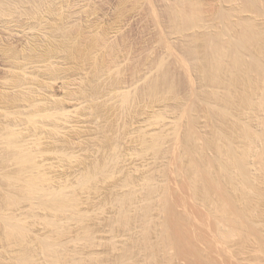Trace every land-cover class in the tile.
Wrapping results in <instances>:
<instances>
[{
    "label": "rangeland",
    "instance_id": "rangeland-1",
    "mask_svg": "<svg viewBox=\"0 0 264 264\" xmlns=\"http://www.w3.org/2000/svg\"><path fill=\"white\" fill-rule=\"evenodd\" d=\"M16 2L18 1V0H15ZM21 2L20 3H22V8H20L21 7V4L19 3V5H18V3H16L19 7V9L21 10V13H28V12H26V11H29V13H31V12H35L36 11V6H38L39 5V7L41 6V8H40V12H42V13H45V12H43V10L44 11H47L46 10V8H47V5L46 4H50L49 2L51 1H49V0H20ZM58 1V0H57ZM57 1H56V4H57V6L61 3L60 2V0L58 1V3H57ZM62 1V5L60 4L59 6H61V8H60V10H59V13H61V10H62V13H64L65 15L67 14V13H71L72 14V12L73 11H75V14H78V15H76V16H79V14L80 13H83V15H81L80 14V20H82V21H84L85 19H86V17L88 18V16H90V13H91V17L93 18V19H89V18H91V17H89L88 18V26H93L92 27V29H94L95 31H96V26L94 27V24H93V22L95 21L96 22V24H97V22L98 21H100L101 22V20L102 21H104V24H102V22L100 23L99 22V24H98V26H100V27H97V28H99V30L102 32V33H104V32H108V34H107V36H108V39L110 38L111 40H110V42H109V44H111L112 45V42H115L116 43V40H117V44H115V43H113V45H116V46H114L115 48L116 47H118L117 49V51H116V53H115V57L122 51L123 53H120V57H121V59H120V57L119 56H117L115 59H117L116 61H118V62H114V65H115V69H116V71L114 70V69H112V71L114 70V72H112L111 71V73L109 72L108 74L107 73H104V74H107V76L106 77H108V75H109V77L106 79L104 76V74H103V79L102 78H100L101 80H104V79H106L105 80V84L103 83V85L104 86H102L101 84V80H99V85H101V87H104V89L103 90H105V88H106V82H108L109 83V79L111 80V78L113 79V80H111L110 81V86L111 87H109V84L107 83V88H106V90L105 91H107V89H109V90H111V89H113V91H114V89L115 90H119V91H122L123 92V90L122 89H124L125 87V91L127 90V92H125L124 91V93H120L121 95H123V94H128V93H131L130 95H132L131 96V101H133V102H131V104L132 103H134V105H132L131 106V104H130V108L132 109L133 108V110H127L126 112L125 111H121L122 113H117L118 112V110L119 109H117L118 107L120 108V110L122 109L123 110V108L125 109L126 108V106L124 105V103L123 104H121L122 102H120V100L122 101V97H121V95L119 96L118 94H119V92L118 91H116V93H118L117 95H116V93H115V95L116 96H118V98H119V101L117 100L118 98H116L115 97V95H113L114 94V92L110 95V93H111V91L109 92V91H107L106 93H105V91H103V92H101L102 94L103 93H105L106 95H109V100H107L106 102H105V104H103L102 102L104 101V100H106L105 99V97L107 98L108 96H106L105 94H103L101 97H99V99L97 98V100L95 99L94 101L97 103L99 100V102H98V105H97V107H95L96 106V103L93 101L92 102V100L91 99H87L86 101H83V99L85 100V98H81V97H79V99H76V97L78 98V95L79 94H75L74 95V98L73 97H71L70 96V98L68 97V95L67 94H63L65 91L63 90L64 88H65V90H67V87L65 86H63V82L65 81H63V79H56V80H58V81H55L54 80V83H56V85L55 84H51V83H53V81L50 83V85H52V87H56L55 89L56 90H54V91H52L51 89H50V91L52 92V94H53V92H55V93H57L58 92V95L57 94H55V96H53V97H55V98H59L60 99V97H61V95L63 96V98H64V95H66L68 98H69V101H68V98L65 96V98H64V100L63 101H65L66 102V105L74 112H72L71 111V115H70V117L73 115V116H75V115H79L78 117L77 116H75V117H73L72 116V118H74V120L76 119V121H77V119L79 118L80 119V126L78 125L77 126V124H78V122L79 121H77V123H75L76 124V126L78 127H76L75 126V128H77L76 130H78V131H80L79 130V127L81 128V132H77V131H75V130H73V131H75V133L74 132H71V131H67V132H65V131H63V129L61 130V133H59L58 135L59 136H61V135H63L64 133H65V135H66V137L63 135L62 137L64 138L65 137V139L66 138H68V135L67 134H70L69 135V137L70 138H68V139H72V138H74V139H72V141H78L79 142V140L81 139V137H82V135L84 134L85 136H87V137H85L84 135H83V140H80V141H84L83 143H85L86 141H90L91 140V138H92V141H90V144H94V145H92V147H93V149L92 150H90L91 148L89 147L88 148V146H91V145H89V143H87V145L86 144H83L82 142H79V143H81L80 145L82 146V147H80V149L81 148H88L89 149V151H87V149L86 150H84V151H82L83 149H81L79 152H82V153H80L79 154V152H75L74 151V149L76 148L77 150L79 149V148H77L78 146L77 145H79V144H75V148H73V149H70V151L69 152H71V154H72V152H73V154H74V152H75V154L76 155H72V156H74V159H79V162L82 160V161H84L83 159L84 158H81V157H84V156H89L90 157V160H89V157H85V159L86 158H88L87 160H88V165H81V166H84V168H86V166H89V167H87V169H84L83 167H81L80 168V165H78L79 163H78V161L77 160H75L77 163H75V162H73L72 161V159L73 158H71L70 160L72 161V165L74 166V167H77L76 169L75 168H73V167H71V165H69V163L68 162H71L68 158V156H66V154H65V156L66 157H64L63 158V154L61 153L60 154V152H59V156H56V154H53L52 152H49L50 154L52 153L53 155H54V158H55V161H53V159L54 158H52L53 157V155H52V157H51V155L49 154V156L52 158V159H50V162H47V163H51V160L54 162V164L53 165H56V168H51V169H46V173L47 174H49V178L50 179H52V180H49L48 181V183H49V185L51 184V186H54L53 187V189L55 190V189H57L58 187H59V185H60V180H62L61 181V183H62V185H67L66 184V182L68 183V185L67 186H69V184L71 185V192L73 193V195H76V197L75 196H73L72 197V195H71V197L72 198H70L71 200H73V198H74V200H76V198H77V201H79V203L77 204V203H75L74 201H72V203H75L77 206H75L74 207V204H73V206H72V203H70L71 202V200H70V202H68L69 200H65L64 202H66V204H67V202L68 203H70L71 205L70 206H68L67 205V207H68V209H70V210H68L69 211V213L71 214V211L73 212L72 213V215H71V219H70V217H69V219H67V218H65L66 220V224L64 223V225H63V222H64V220H63V222H62V225L63 226H65L63 229L64 230H66L65 231V236L63 235V237H65L66 238V236H67V238L68 237H70V236H72L73 238V240H75L76 238L78 239V238H81L82 237V239H83V236H84V238H85V240L86 239H88V237L89 236H91L92 235V233H93V235H92V237H94V239H96V241H95V244L96 245H94V246H92V244H94V242L92 243V242H90V243H88V245H86V247L85 246H82V251H81V253H83L84 254V252H86L85 254H87V253H90L89 255L91 256V255H94V257L96 256V258H97V256H98V259H93V257H92V259H91V262H92V260H94L95 261V263L96 264H98V262H96V261H100V264H110V263H114V264H117V263H115V262H117L118 261V264H126V263H128V262H131V258H132V263L134 262V264H146L145 262H147V261H149V264H152V261H156L155 262V264H169L170 262V264H257L256 263V261H253V260H250L251 258L250 257H253V256H248L247 257V255H242V254H245V252H243L242 254H241V248L242 247H244L245 246V243H247L248 245H246L245 247H248L250 244L249 243H251L250 241H246V239L247 238H243L242 236L241 237H239V236H235V239L232 241V239L231 240H227L225 237H223L220 233H218V230L216 229V220H215V214H213V211L215 210V208H214V210L212 211V209H213V207L215 206V205H213L215 202H217V200L218 199H220L219 197H224V192L226 191V194L225 195H227V192H228V190L229 191H231V190H233L232 192H235V188H233V189H230L231 187H229L228 185L230 184L229 182H227V178H226V175H225V173H223L222 171H221V169H218V167L216 168L215 166H217V160L215 159L214 160V158L216 157H218V155L216 154V152H214V150H216L217 151V148L215 147V145H212L215 141H216V145H217V140H218V142H225L226 141V137H223L224 135L223 134H220V132H218L219 130H221V127L222 128H224L225 130H227V131H230L231 132V129L232 128H236V130H234V129H232V130H234V131H232V133L234 134V140L237 142L236 144L237 145H239L240 147L242 146V145H244V147L245 146H248V145H245V143L246 144H248V142H250V139L248 138V136H245V133L243 134L242 133V131L240 130V129H238V125H237V123H238V121L239 120H242V119H245V118H241L240 119V116L238 117V114L239 115H242L241 117H247V114H248V112H245V110L247 109V107H245L244 108V106H247L246 104H244L245 103V99H244V95L242 94V93H240L241 92V90L243 89V87H244V83H243V85H241V81H239V82H237V84L239 85V83H240V85H241V87H242V89L240 88V85L238 86L237 85V88L236 87H234V88H236L234 91H233V94L231 95L232 97H230L231 98V100H230V102H229V98L228 97H226L227 95V92H226V94H225V92L224 91H227V90H224L227 86L225 85V87H224V85H223V88H222V85H221V88H219L218 87V90H216V86L217 85H215V88H213L214 87V85H210V84H208L209 86H204L205 84H202V82H201V80L202 79H200V76H201V73H200V71L199 70H196L197 68H199V67H201L202 65L204 66L206 63H207V60L205 61L204 59H205V54L207 53V51H209V49H211V48H213V50L215 49V47L217 46L216 44H222L223 43V39H226L225 41L226 42H228V41H231V39H232V41H231V44H235L236 43V38H234L235 36V34H237V32L240 30L239 28H243L247 23L249 24V25H252V23H253V28H254V26H259L258 27V29L255 27V29L256 30H260L261 32L263 31L264 32V30H262V28L264 27L263 25H264V19H263V16H264V0H257V2H256V0H253V2H251L252 0H247V1H249V3L246 1V3H245V1L244 0H237L238 2H234V1H231V4L230 3H225V2H227L226 0L225 1H223V0H199V2L197 1V0H195L196 2H198V4H201L202 2L204 3V2H206L205 4H201L200 5V7H202L203 8V10H202V8L200 9V7H199V5H198V7L197 6H195V4H197V3H195V1H192V2H190L189 0H187V2L185 1V0H183V1H185V2H183L182 0H61ZM242 1H243V3H242ZM254 1L256 2V3H254ZM60 2V3H59ZM139 2V3H138ZM193 4V2L195 3V4H191V6H190V4ZM225 4H224V3ZM228 2H230V0L228 1ZM186 3H188V4H186ZM233 3H241L242 5L244 4V5H246L247 3V5H248V7H246V6H244L243 5V7L244 8H247V10H248V13H245V15L247 16V17H249L247 20L246 19H244L243 18V20H242V18L241 17H245V16H243L242 14V16L240 15V13H238L239 14V16L236 14V8H240L241 6L238 4H233ZM253 4V6H252V4ZM257 3H258V5H257ZM261 3V4H260ZM227 4H230V5H232L231 6V8H230V5H227ZM256 4V5H255ZM43 5H45V8H43L44 6ZM64 5V6H63ZM73 5V6H72ZM79 5H81V6H79ZM176 5V6H175ZM250 5H251V7H253L252 9H251V7H250ZM262 5H263V7H262ZM35 8H34V7ZM63 6V7H62ZM68 6H71L70 7V9L69 10H73V11H69L67 8H69ZM82 6L84 7V8H82ZM184 6V7H183ZM187 6V7H186ZM193 6V8L195 9L196 7L198 8V10L197 9H195V11L197 10V12H195V13H199L201 10L203 11H201V13L202 14H200V16L202 17V18H200V16H199V14H198V18H200V21H198V22H201L202 20L201 19H204L202 22H204V21H207L206 23L204 22V23H201L202 25H200L199 24V28H197L196 30H192V29H189L188 31H191V32H188V31H186V33L185 34H183L182 35V33H184L183 31H182V29L180 30V32H178L179 31V25L180 24H182L181 23V21H180V24H177L178 22H179V19H177L176 21L174 20L175 18H177V16H180V17H182V16H184L186 13L188 14V12L190 11H192V10H194L193 8H192V10H191V7ZM226 6V7H225ZM234 6V7H233ZM240 6V7H239ZM255 6V7H254ZM259 6V8H257ZM24 7H25V10H24ZM29 7V8H28ZM65 7H66V9H65ZM79 7V8H78ZM165 7H168V8H165ZM236 7V8H235ZM31 8H33V9H31ZM73 8V9H72ZM76 8V9H75ZM81 8H82V11H80L81 10ZM171 8V9H170ZM181 10V12L179 13V9ZM182 8V9H181ZM229 8V9H228ZM255 8H257V10L255 9ZM27 9H29V10H27ZM35 9V10H34ZM37 9H39V8H37ZM184 9H186V10H184ZM19 10V11H20ZM24 12H23V11ZM164 10H165V12H164ZM179 10V11H178ZM182 10H184V11H182ZM189 10V11H188ZM225 10H226V12H225ZM235 10V11H234ZM254 10H256V11H254ZM260 10H261V12H260ZM263 10V11H262ZM39 11V10H38ZM78 13H77V12ZM84 11V12H83ZM168 11V12H167ZM188 11V12H187ZM199 11V12H198ZM231 11H234V15L232 14L233 12H231ZM254 11V12H253ZM18 12V10L17 11H15L14 13H17ZM33 12V13H34ZM49 12V10L47 11V13ZM66 12V13H65ZM209 12V13H208ZM257 12V14H254V13H256ZM20 13V12H19ZM18 13V14H19ZM50 13H51V11H50ZM84 13H86V14H88V15H84ZM93 13V14H92ZM96 13V16L95 17H97V13H98V17H97V19H95V17H93L94 16V14ZM168 13H170L169 14V16L173 13L174 15H171L170 17H168ZM182 13V15H180ZM211 13H212V15H211ZM224 13H225V15H224ZM230 13V14H229ZM250 13H251V15H250ZM253 13V14H252ZM259 13H260V16H258L259 15ZM70 14V15H71ZM177 14V15H176ZM186 14V15H187ZM207 14V15H206ZM228 14V15H227ZM235 14H236V16H235ZM262 14H263V16H262ZM70 15H68V17L70 16ZM209 15V16H208ZM67 16V15H66ZM65 16V17H66ZM173 16V17H172ZM226 16V18H227V21L225 20V17ZM231 16V17H230ZM253 18H252V17ZM256 16V17H255ZM83 17H85V18H83ZM207 17V18H206ZM214 17V18H213ZM236 17V18H235ZM241 19H240V18ZM78 18V17H77ZM168 18H170V19H168ZM213 18V19H212ZM233 18V21L232 20H230V19H232ZM238 18V19H237ZM250 18H252V19H254V21L251 19L250 20ZM95 19V20H94ZM101 19V20H100ZM173 19V20H172ZM207 19V20H206ZM211 19H212V22H211ZM236 21H238L237 22V24H234V23H236L235 22V20ZM89 20L92 22V24L89 22ZM93 20V21H92ZM170 20H172V21H170ZM210 20V21H209ZM221 20V21H220ZM231 22H230V21ZM249 20H250V22L251 21H253V22H251V23H249ZM260 20V21H259ZM85 21H87V19L85 20ZM84 21V22H85ZM171 23H175L174 25L173 24H170L169 25V23L170 22ZM226 21V22H225ZM247 21V22H246ZM257 21V22H256ZM263 21V22H262ZM94 22V23H95ZM177 22V23H176ZM218 22V23H217ZM219 22H221V23H219ZM230 22V24H228ZM232 22H234V23H232ZM241 22L243 23V25H240L241 24ZM246 24H245V23ZM261 22V23H260ZM109 23V24H108ZM227 23V24H226ZM240 23V24H239ZM258 25H257V24ZM95 24V25H96ZM254 24H256V25H254ZM262 24V27L260 26ZM101 25H103V26H101ZM109 25V26H108ZM173 25V26H172ZM177 25L179 26L178 28H177ZM216 25V26H215ZM228 25H230V26H228ZM236 25H240L239 27L238 26H236ZM249 25H246V26H249ZM13 26V27H12ZM10 28H11V30L10 31H12V32H14V30H15V34L16 33H19V34H16V35H14V36H12L11 34H12V32H10L8 29L6 30V34H7V32L9 31V33H11V34H7V37H9V35H11L9 38L12 40V39H17L18 41L20 40L19 39V37H20V35H21V33H22V29L19 27V29H18V26H15V25H12ZM15 26V27H14ZM229 27L230 29H228L227 27ZM234 26V27H233ZM237 28H236V27ZM102 27L104 28V29H102ZM113 27V28H112ZM171 27H173V30L171 29ZM174 27H176V28H174ZM203 27V29H201V30H198V29H200V28H202ZM218 27V28H217ZM18 30H17V29ZM101 28V29H100ZM109 28V29H108ZM118 28V29H117ZM171 30H170V29ZM181 28V27H180ZM205 28H206V31H205ZM260 28V29H259ZM107 30V31H104V30ZM111 29V30H110ZM120 29V30H119ZM168 29V30H167ZM178 29V30H177ZM208 29V30H207ZM214 29L216 30V32H215V34H213L214 33ZM218 29H219V31H218ZM232 29H233V31H232ZM237 29V31H235V30ZM264 29V28H263ZM98 30V31H99ZM110 31V33H109V31ZM203 30V31H202ZM220 30H221V32L222 31H224V32H222L223 33V36L224 37H221L220 36ZM229 30H231V32L229 31ZM17 31H20V32H17ZM97 31V32H98ZM99 31V32H100ZM173 31V32H172ZM176 31V32H175ZM196 31H202L203 32V34H205L206 32V34L205 35H202V32H200L201 33V36H200V33L199 32H197L198 34H199V36L200 37H204V38H199L200 40H198V39H195V40H197L196 42L193 40H191V39H193L194 37V35H195V33L194 32H196ZM25 32V31H24ZM171 32V33H170ZM205 32V33H204ZM229 32L231 33V34H229ZM236 32V33H235ZM262 32V33H263ZM112 33V34H111ZM115 33V34H114ZM169 33V34H168ZM220 33V34H219ZM226 33H228V35L226 34ZM235 33V34H234ZM239 34H240V32H238ZM261 33V34H262ZM23 34V33H22ZM25 34V33H24ZM22 35L23 37L25 36V35ZM173 34V35H172ZM175 34H178V35H175ZM194 34V35H193ZM198 34H197V36H198ZM219 34V35H218ZM225 34V35H224ZM260 34V35H261ZM18 35V36H17ZM234 37H233V36ZM22 36H21V38H22ZM113 36V37H112ZM117 37V39L115 40V37ZM191 37V38H189V37ZM210 36V37H209ZM217 36H219V37H221V38H223V39H220V38H218ZM263 36V37H262ZM261 37L262 38H259L258 40H260V39H262L261 41H259L258 42V40H256V42H255V40L253 41V42H255V43H253V45H248L249 46V50L248 49H246L245 51H244V53H243V55H242V57L244 56V58H243V61H246V59H247V61L250 63V61L249 60H251V63H254L255 64V66H257V63H255V61H257L258 63H259V66H261L262 67V69H263V71H264V58L262 57V55H264L263 53H264V40H263V38H264V35H262ZM14 37V38H13ZM17 37V38H16ZM112 37V38H111ZM169 37V38H168ZM186 37L188 38V39H186ZM193 37V38H192ZM216 37V38H215ZM225 37H227V38H225ZM230 39H229V38ZM231 37H233V38H231ZM178 38V39H177ZM213 38V39H212ZM9 39V40H10ZM121 39V40H120ZM214 39H216V41L214 40ZM218 39L219 40H222V42L220 41H218ZM229 39V40H228ZM235 39V40H234ZM10 40V41H11ZM113 40H115V41H113ZM192 41V43L191 42H187V41ZM210 40V41H209ZM12 41H14L15 42V40H12ZM109 41V40H108ZM174 41V42H173ZM214 41V42H216V44L215 43H212V42ZM224 41V44L226 45V44H230L229 42L228 43H226ZM181 42V43H180ZM209 42L211 43V44H209ZM218 42V43H217ZM252 42V41H251ZM261 42H263V43H261ZM176 43V44H175ZM189 44L188 46H187V44ZM190 43L191 44H197L198 45V49L197 50H199L200 48H202V49H200L199 51L202 53L201 55H200V52H199V54H195V52H193V50L195 51L196 50V47H197V45H194V48H193V45H192V49H190V51L192 50V52H193V56H191L190 55V51H189V48H190ZM257 43V44H256ZM205 44V45H204ZM216 46H215V45ZM258 44H259V47H257L258 46ZM204 45V46H203ZM207 45V46H206ZM211 45V46H210ZM235 47H236V44L234 45ZM252 46H253V48H252ZM260 46H261V48H260ZM189 47V48H188ZM233 47V46H232ZM262 47H263V49H262ZM205 48H207L206 50H204ZM227 48H228V46H227ZM231 48V46L229 45V48L228 49H230ZM237 48V47H236ZM245 48V47H244ZM256 48H257V50H256ZM232 49H234L233 51H235L236 49L233 47ZM255 49V50H254ZM196 50V51H197ZM237 50H240V49H238L237 48ZM244 50V49H243ZM251 50H254V51H252V53H253V55H251V53L250 52H247V51H251ZM204 51V52H203ZM212 51V49L210 50V52ZM261 51V52H260ZM191 52V53H192ZM206 52V53H205ZM236 52H238V51H236ZM243 52V51H242ZM245 52H247V53H245ZM256 52V53H255ZM262 54H260V53ZM263 52V53H262ZM196 53H198V51L196 52ZM239 53V52H238ZM250 53V54H249ZM123 54V55H122ZM196 55V58H195V55ZM240 54H241V51H240ZM247 54V55H246ZM163 55V56H162ZM246 55V56H245ZM251 55V56H250ZM255 55H257V56H259L260 55V57H261V59H260V57H257V56H255ZM150 57V59H149V57ZM162 56V57H161ZM191 56V57H190ZM193 57H194V59H193ZM198 57V58H197ZM201 57H202V59H201ZM248 57V58H247ZM249 57H252V58H249ZM257 57V58H256ZM166 58V59H165ZM189 58V59H188ZM256 58V59H255ZM259 58V59H258ZM200 60V62H198V60ZM254 59V60H253ZM122 61V63H121V61ZM162 62H161V61ZM196 60V61H195ZM253 60V61H252ZM195 61V62H194ZM203 61H204V63H203ZM247 61H246V63H247ZM263 61V62H262ZM149 62V63H148ZM198 62V63H197ZM202 62V63H201ZM60 63L61 64H63V66L62 65H60ZM67 63V61H63V63L60 61L59 63H58V66L60 67H64V66H67V65H64V64H66ZM74 63V62H73ZM71 64L70 65V62L68 63V67H64L63 69L65 70V68H66V70L65 71H67V68H69L68 69V71L70 70V69H72L73 68V70H70L69 72L71 73H69V74H67V75H69L70 77H72L73 76V74L75 73L76 74V72H77V76L75 75V77L73 76L71 79H70V77L69 76H67L65 79H67L66 80V82L68 81V82H71L72 83V81H73V84H72V88H74V86H75V82L77 81V80H79V78H83L82 80L80 79V81H77V82H79V83H83V81H84V79H85V83H86V80L88 79L87 77L88 76H85V72H86V75H88V73H90V76H91V74L93 73V72H90L91 70V68L90 69H88V71L89 72H87L86 70L85 71H83V70H79L78 68H76V65L74 66V64L76 63H74V64ZM115 63H117V65L115 64ZM160 63V64H159ZM193 63V64H192ZM200 63H201V66H197V64L198 65H200ZM121 64V65H120ZM248 64V63H247ZM262 64V65H261ZM73 65V66H72ZM113 65V64H112ZM158 65V66H157ZM72 66V68H70ZM195 66V67H194ZM120 67L123 69H120ZM164 67V68H163ZM168 67H169V69H168ZM197 67V68H196ZM258 67V66H257ZM260 68V67H259ZM76 69H78V70H76ZM119 69V70H118ZM125 69V70H124ZM134 69V71H133V73H132V70ZM186 69H188V70H186ZM118 70V71H117ZM136 70V71H135ZM83 71V72H82ZM120 71H124L123 73L122 72H120ZM162 71H164L165 72V74H164V72H162ZM199 72V74H200V76H199V74H198V72ZM79 72H81L80 74H82L81 75V77H78V76H80L79 75ZM119 72H120V76H119ZM140 72V73H139ZM162 72V73H161ZM168 74H167V73ZM196 72V73H195ZM68 73V72H67ZM113 73H115L116 74V76L113 74ZM137 73V74H136ZM94 74V73H93ZM93 74H92V76H93ZM110 74H111V76H110ZM122 74V75H121ZM124 74V75H123ZM139 74V75H138ZM163 74V75H162ZM72 75V76H71ZM114 75V76H113ZM135 75H137V76H135ZM160 75H162V76H160ZM167 75V76H166ZM198 75V76H197ZM83 76V77H82ZM90 76H89V78H90ZM91 76V77H92ZM123 76V77H122ZM159 76V77H158ZM197 76V77H196ZM117 77H119V78H117ZM159 79V80H157V78ZM63 78V77H62ZM73 78H77V80L76 79H74L73 80ZM120 78L122 79V82L124 83H122L121 84V80H120ZM125 78V79H124ZM156 80H155V79ZM160 78H161V81H160ZM71 80V81H69V80ZM114 79H115V81L117 80L118 81V84H119V82H120V84L118 85L115 81H114ZM119 79V80H118ZM167 79V80H166ZM63 82H62V81ZM76 80V81H75ZM164 80V81H163ZM241 80V79H240ZM243 80V79H242ZM249 80V79H248ZM251 80V79H250ZM112 81H114L117 85H116V87H118V88H120V89H116V87L114 86L115 85V83H113ZM129 83L128 85L127 84H125V83H127V82ZM152 81H153V83H156L157 85H155V84H153L152 83ZM155 81V82H154ZM252 81V80H251ZM251 81H249V82H251ZM159 84H158V83ZM164 82H165V84H164ZM252 82H254V81H252ZM260 82V81H259ZM79 83H77V85L76 86H80V85H78ZM85 83H83V84H85ZM111 83H113V85H111ZM257 83V82H256ZM261 83V82H260ZM259 83V84H260ZM263 83H264V80H263ZM153 84V85H152ZM161 84V85H160ZM174 86H173V85ZM50 85H48V88H51L50 87ZM61 85H62V87H61ZM120 85L121 86H125L124 88L123 87H120ZM154 85H155V87H157V88H159L158 86L160 85V88L159 89H155V87H154ZM201 85H203V88L201 89V92L203 91V92H205V93H200V87H202ZM264 85V84H263ZM261 86V92H262V94H264V86ZM75 86V88H78V87H76ZM112 86H114V87H112ZM161 86H162V91H161ZM172 86V87H171ZM211 86H213L212 88H210ZM109 87V88H108ZM129 87V88H128ZM151 87H153L151 90L150 89H147V88H151ZM209 89H208V88ZM240 88V92H239V94L237 93V89H239ZM63 88V89H62ZM111 88V89H110ZM204 88H205V90H204ZM263 88V89H262ZM142 89H144L143 91H142ZM145 89H147L146 91H145ZM199 89V90H198ZM207 89V90H206ZM211 89H214L216 92H218V91H220L221 93H222V91H223V93L225 94H223L222 93V95H224V96H222V97H224V99H225V97H226V99H225V101L227 102V104H226V102L223 100V99H221V98H219V99H221L223 102H225V105L226 106H228V107H225V105H224V103H222V101H221V103L220 104H216V102L218 101V99H214L213 97H212V99H214V100H216V102L214 101V100H212L211 99V94L212 93H214V90H211ZM148 90H150V91H148ZM156 90V91H155ZM159 90H160V93L161 92H163V95L162 94H160L159 93ZM169 90V91H168ZM213 91L212 93L211 92H209V91ZM222 90V91H221ZM57 91V92H56ZM64 91V92H63ZM68 91V90H67ZM66 91V92H67ZM153 91H155V92H153ZM207 91V92H206ZM142 92V93H141ZM149 92H151V94H149V95H151V96H149V95H146V94H148ZM157 92V93H156ZM208 92L210 93L209 95H208ZM234 92L236 93V94H234ZM68 93V92H67ZM100 93V94H101ZM107 93H109V94H107ZM137 93V94H136ZM139 93V94H138ZM155 95V97H154V95ZM156 93V94H155ZM160 95H159V94ZM207 93V94H206ZM60 94V95H59ZM141 94V95H140ZM208 95V96H210V97H208V96H206V95ZM133 95H134V97H133ZM152 95H153V97H152ZM157 95V96H156ZM175 95H176V97H175ZM204 95H205V97H207L208 99H211V100H205V99H207V98H204ZM219 95H221L220 93H219ZM236 95V96H235ZM238 95V96H237ZM240 95V96H239ZM243 95V97H241ZM80 96V95H79ZM104 96V97H103ZM111 96V97H110ZM113 96V97H112ZM135 96H136V98H135ZM147 96V97H146ZM149 96V97H148ZM160 96V97H159ZM163 96V97H162ZM174 96V97H173ZM177 96H179V97H177ZM184 96V97H183ZM203 96V97H202ZM116 98V100H115V98ZM143 97V98H142ZM156 97H158V98H156ZM168 97V98H167ZM199 97V98H198ZM239 97V98H238ZM62 98V97H61ZM102 98V99H101ZM112 98H114V99H112ZM138 98H140V99H138ZM156 98V99H155ZM159 98H161L160 100H159ZM173 98H175V99H177V100H174ZM178 98H180V100L178 99ZM236 98V99H235ZM66 99H67V101H66ZM71 99H73L74 101H71ZM80 99H82V100H80ZM112 99V100H111ZM137 99V100H136ZM154 99H155V101L157 102L156 104H155V101H154ZM164 99H165V102H164ZM169 101H167V100ZM170 99H172V101L170 100ZM199 99V100H198ZM238 99V100H237ZM239 99H241V100H239ZM243 99H244V101H243ZM78 100V101H77ZM85 102L83 105H81V102ZM93 103V104H91V102ZM101 100H103V101H101ZM139 100V101H138ZM235 100V101H234ZM114 101L116 102V103H114ZM136 101H138V102H136ZM153 101V102H152ZM162 101V102H161ZM177 101V102H176ZM179 101V102H178ZM197 101V102H196ZM201 101V102H200ZM208 103H207V102ZM210 101H213V105H212V102L210 103ZM220 101H218V103L220 102ZM233 101V102H232ZM241 101V102H240ZM76 104V102H78V104H74V103ZM119 104H118V103ZM129 102V103H130ZM159 102V103H158ZM187 102V103H186ZM243 102V103H242ZM102 103L103 104V107H102V104H101V108L100 109H103V108H105L106 106H108V105H111L112 103H114L116 106H114L113 104L111 105V106H108V109H107V107H106V109L107 110H109L108 112H111V109H113V113L111 112V113H107V111L106 110H100L98 107H100V104ZM166 103H168V104H166ZM181 103V104H180ZM228 103H230V104H228ZM88 104V105H87ZM94 104H95V106H94ZM106 104H108V105H106ZM168 105L167 107H166V105ZM186 104V105H185ZM208 104V105H207ZM210 104V105H209ZM233 104H235L236 106H234ZM238 104H240L241 106L239 107L238 106ZM71 105V106H70ZM73 105V106H72ZM81 105V108L79 107V106ZM85 105V106H84ZM86 105H87V108H85V110L87 109V111H91V110H89V108L91 109V107H90V105H93L92 107H95L96 108V110H98L99 109V111H102L101 113H99L100 115H101V117L99 116V114H93V113H90V112H86L85 114H83L82 112H85L83 109V106L84 107H86ZM104 105H106L105 107H104ZM118 105H121V106H118ZM122 105H124V106H122ZM137 105V106H136ZM170 105V106H169ZM175 105V106H174ZM178 105V106H177ZM185 105V106H184ZM207 105V106H206ZM216 105V106H215ZM218 105V106H217ZM222 105V107L220 108V106ZM223 105H224V108H223ZM243 105V106H242ZM118 106V107H117ZM127 106H129V104H127ZM134 106V107H133ZM136 106V107H135ZM195 106H197V108H195ZM202 106V107H201ZM205 106V107H204ZM211 106V107H210ZM109 107H111V108H109ZM113 107V108H112ZM206 107H207V109H210V108H212V110H213V107H215L214 109L215 110H213V111H216L217 110V112L215 113V115L218 113V111H220L217 115L218 116H216V117H218V118H216V119H211L208 115V110L206 109ZM216 107H218L219 109H217ZM232 107H233V109H235V110H238V112L236 111V113H234V114H231L230 112H235V110H232ZM75 108H78V110H75ZM82 110H80V109ZM116 108V110L114 111V109ZM129 108V107H128ZM129 108V109H130ZM136 108H138V109H136ZM202 108V109H201ZM225 108H227V109H225ZM230 108V109H229ZM238 108V109H237ZM244 109V113H247V114H244L243 113V111H242V109ZM127 109V108H126ZM125 109V110H126ZM165 109V110H164ZM193 109V110H192ZM196 109H199L198 111H202L201 112V114L196 110ZM222 109V110H221ZM224 109V110H223ZM228 109H229V111H228ZM95 110V111H96ZM138 110V111H137ZM197 112V113H195V111ZM203 110H204V112H203ZM231 110V111H230ZM76 111V112H75ZM78 111V112H77ZM106 111V113H104ZM134 111V112H133ZM137 111V112H136ZM173 111V112H172ZM223 111H226L227 112V115L225 114V113H223V115L221 114V112H223ZM240 111H242V113H239ZM92 112V111H91ZM94 112V111H93ZM123 112H125V114L123 113ZM131 113V112H133V113H131L130 115H128L129 113ZM136 112V113H135ZM264 112V110L262 111V113ZM78 113V114H77ZM89 113H90V115H89ZM97 113V112H96ZM115 113V114H114ZM134 113H135V116H134ZM144 113V114H143ZM193 113V114H192ZM195 113V114H194ZM81 114H83L82 116H81ZM92 114V115H91ZM115 115V116H113V115ZM124 114V115H123ZM173 114V115H172ZM229 114H231L230 116H229ZM89 115V117H87V116ZM120 116V115H123V116H120V117H118V116ZM132 115V116H131ZM145 117H144V116ZM148 115V116H147ZM158 115V116H157ZM195 115V116H194ZM196 115H197V117H199V118H197V119H195L196 118ZM220 115V116H219ZM234 115V116H233ZM245 115V116H244ZM249 115V114H248ZM263 117H264V113L263 114H261ZM24 116H26V115H24ZM23 116V117H24ZM80 116L82 117V120H81V118H80ZM84 116H86V118L84 117ZM97 116H98V118H99V120H98V118H97ZM104 116H106V117H104ZM108 116V117H107ZM117 116V117H116ZM173 116H174V118H173ZM178 116V117H177ZM191 116H193V118H191ZM261 116V117H262ZM77 117V118H76ZM94 117H96L97 119H95ZM116 117V118H115ZM122 117H123V119H122ZM134 119H133V118ZM207 117H208V119H207ZM223 118L222 120H220V118ZM234 117V118H233ZM236 117V118H235ZM237 117L239 118V120L237 119ZM262 117V118H263ZM43 118V117H42ZM118 118V119H117ZM129 118V119H128ZM131 118V119H130ZM145 118V119H144ZM146 118H147V121H146ZM225 118H227V119H225ZM262 118L260 119L259 118V120L260 121H258V122H260V123H256V121L255 120H253L252 121V119H249V117H247L246 119H248L247 121L249 122L248 123V127H249V129L251 130V132H252V134H254V133H256V131H257V135L258 136H260L261 135V133H262V135L264 136V120H262ZM39 119H41V118H39ZM46 120V119H49V121L50 120H52V118L50 119V117H48V118H43V120ZM86 119V120H85ZM104 119V120H103ZM106 119V120H105ZM116 119V120H115ZM120 119V120H119ZM192 119V120H191ZM194 119V120H193ZM210 119V121H208ZM231 119V120H230ZM74 120H72L71 119V122H72V128L73 129H75L73 126L75 125L74 124ZM97 120H98V122H97ZM113 120V121H112ZM129 120H131V121H129ZM135 120V121H134ZM197 120H199V121H197ZM211 120H213L212 122H211ZM220 120V121H219ZM236 120H238L237 122H235ZM250 120V121H249ZM41 121H42V119H41ZM74 121V122H73ZM82 121H83V123H82ZM96 121V122H95ZM104 121V122H103ZM110 123H109V122ZM118 122V121H120L119 122V125H118V123H116V122ZM123 121V122H122ZM124 121H126L125 123H124ZM174 121V122H173ZM203 121V122H202ZM217 121V122H216ZM223 121V122H222ZM227 121V122H226ZM229 121H231V122H229ZM50 122H52V121H50ZM50 122H48V120H47V122L45 121V123H50ZM87 122V123H86ZM93 122H95V124L93 123ZM102 122V124H100ZM188 122H189V126H188ZM210 122V123H209ZM220 122V123H219ZM229 122V123H228ZM263 124H262V123ZM44 123V122H43ZM93 123V124H92ZM97 123V124H96ZM104 123H105V125H104ZM114 123H116V124H114ZM133 123V124H132ZM195 123H197V124H195ZM203 123V124H202ZM222 123V124H221ZM226 123V124H225ZM233 123H234V125H233ZM235 123H236V127H235ZM239 123H240V121H239ZM254 123H255V125H254ZM74 124V125H73ZM88 124V125H87ZM92 124V125H91ZM99 124V127L98 126H96V125H98ZM109 124V126H111L112 128H115V127H113V124H114V126H119V127H116L114 130H112V128L110 129L109 128V126H107ZM137 124V125H136ZM187 124V125H186ZM200 124V125H199ZM221 124V125H220ZM223 124H225L226 126H229V129H227L228 127H224V125ZM229 124V125H228ZM69 124H64V126L67 128H69V126H68ZM102 125V126H101ZM104 125V126H103ZM124 125V126H123ZM211 125H214V126H211ZM121 126V127H120ZM188 126V127H187ZM191 126H193V127H191ZM203 126V127H202ZM208 126V127H207ZM230 126H232V127H230ZM234 126V127H233ZM47 127V126H46ZM71 127L69 128V130L71 129ZM84 127V128H83ZM87 127H88V129H87ZM105 127V128H104ZM107 127V128H106ZM132 129H131V128ZM137 127H138V131H137ZM164 127V128H163ZM190 127V129H188ZM198 127V128H197ZM213 127H215V128H213ZM256 127V128H255ZM49 128V127H48ZM64 128V127H63ZM66 128H64L65 130H66ZM67 128V129H68ZM83 128V129H82ZM98 128V129H97ZM117 128H118V130H117ZM141 128V129H140ZM143 128V129H142ZM168 128V129H167ZM195 128V129H194ZM207 128H209V129H207ZM46 129V128H45ZM44 129V130H45ZM90 129V130H89ZM93 129V130H92ZM103 131H102V130ZM104 129H105V131H104ZM109 129V130H108ZM121 129V130H120ZM162 129V130H161ZM194 129V130H193ZM84 130V131H83ZM107 130V131H106ZM112 131V135H111V131ZM115 130H117V131H115ZM123 130V131H122ZM131 131L132 130V132H130V133H132V134H130V133H128V131ZM147 130V131H146ZM164 130V131H163ZM190 131L191 133H189L188 131ZM192 130H193V132L194 131H196V132H194V134L192 133ZM207 130V131H206ZM210 130V131H209ZM238 130H240L241 131V134H243L244 136H242L241 134H239V132L240 131H238ZM255 130V131H254ZM46 131H51L50 130V128L48 129V130H45L44 131V133H43V135H44V137H45V135H47V136H50V134L52 133H49V132H46ZM62 131H63V133H62ZM94 131V132H93ZM98 131V132H97ZM143 131H145V132H147V133H145V132H143ZM160 132L159 134H158V132ZM187 131V132H186ZM205 131V132H204ZM211 131H212V133H211ZM226 131V133H229V134H231L230 132H227ZM260 131V132H259ZM45 132L47 133V134H45ZM68 132H70V133H68ZM85 132V133H84ZM91 132H92V134H91ZM95 132H96V135H94L95 134ZM101 132L106 136V135H108V133H110V135H108V139H109V137H110V139H112L113 137H114V139H112L113 140V142H116V143H113L111 140H106L105 138H107V136L106 137H104V136H102L103 134H101ZM106 132V133H105ZM108 132V133H107ZM124 134H123V133ZM150 132V133H149ZM164 132H165V134H164ZM168 132V133H167ZM186 132V133H185ZM209 134H208V133ZM214 132V133H213ZM67 133V134H66ZM72 133V134H71ZM78 133H79V135H78ZM80 133H82V134H80ZM89 133V134H88ZM99 133V134H98ZM118 134V135H113V134ZM121 133V134H120ZM143 133V134H142ZM145 133V134H144ZM154 133V134H153ZM163 133V134H162ZM190 134V135H188V134ZM208 134V136H207V134ZM226 133H225V135H226ZM260 135H259V134ZM49 134V135H48ZM55 134V133H54ZM75 134V135H74ZM90 135V136H88V135ZM101 134V135H100ZM128 134V135H127ZM156 134V135H155ZM191 134H192V136H194V137H190L191 136ZM196 134V135H195ZM218 134V135H217ZM221 136H220V135ZM233 134H231V136H233ZM255 134V135H256ZM52 135H53V133H52ZM93 135V136H92ZM119 135H121L120 137H117V136H119ZM139 135L142 137V138H140L139 137ZM144 135V136H143ZM157 135H158V137H157ZM241 135V136H240ZM256 135V136H257ZM74 136H79V140L77 139V137H76V139H75V137ZM92 136V137H91ZM97 138V139H95L94 140V138L95 137ZM98 136V137H97ZM103 137L102 139L104 140H106L105 141V143L106 144H104V142L103 141H101L102 139H101V137ZM115 136H116V139H118V140H116L115 139ZM131 136V137H130ZM146 136V137H145ZM148 136V137H147ZM154 136V139L152 138ZM162 136H164V137H162ZM172 138H171V137ZM218 136L221 138L220 140H219V138H218ZM227 136V135H226ZM240 136V137H239ZM89 137V138H88ZM128 138L127 140L130 142V143H128V141L125 139V138ZM130 137V138H129ZM161 137H162V140H161V143L162 144H160V139H161ZM166 137H167V139H166ZM189 137V138H188ZM210 137V138H209ZM241 138L240 140H238L239 138ZM262 137V136H261ZM85 138V139H84ZM86 138H88V140H86ZM99 138H100V140H99ZM138 140H137V139ZM146 138H147V140L148 141H146ZM150 138V139H149ZM159 138V139H158ZM165 138V139H164ZM190 138H194V139H196L197 140V143H199L198 145L199 146H201L202 148H203V144H205V146H204V148L202 149V150H204V152H203V154L205 155V158H206V160L208 161V159H207V157L209 158V163L211 164V161H212V163H214V162H216V164H212V165H214L213 166V168H216V169H213V171H215V173H216V175H218V176H216V179H217V181L219 180V184L221 185H219V188L221 189H219L220 191H218V189H217V194H216V190H214V187H212V185L210 184V188L208 189V192H207V189H206V191H205V193H207V199H206V197H205V193H204V189L201 187V189H198V188H200V187H198L197 188V186L195 187V185H197L196 183H194V180H193V178H192V173H189V170H190V172L192 171L191 169H189V164H190V158H188V155H187V151H188V149H190V147H191V144H192V142H190ZM198 138V139H197ZM199 138H200V140H199ZM209 138V139H208ZM224 138V139H223ZM233 138V137H232ZM243 138H244V140H243ZM247 138L249 139V140H247ZM263 138V137H262ZM261 138V139H262ZM44 139H46V138H44ZM123 139V140H122ZM124 139H125V141H124ZM170 139V140H169ZM173 139V140H172ZM201 139H203L202 141H201ZM211 139H216V140H214V141H211ZM97 140V141H96ZM141 140V141H140ZM143 140H144V142H143ZM157 142H156V141ZM158 140H159V142H158ZM167 140V141H166ZM206 140V141H205ZM223 140V141H222ZM225 140V141H224ZM227 140H228V137H227ZM229 140H231L230 138H229ZM241 141V143L240 142H238V141ZM98 143V145H97V143ZM101 141V143H99ZM120 141H122V142H120ZM146 141V142H145ZM150 141V142H149ZM155 141V143H156V147H151V145H154L153 144V142ZM200 141V142H199ZM94 142V143H93ZM103 142V143H102ZM108 142H110V144L108 143ZM111 142H112V144H111ZM134 142L136 143V145L134 144ZM139 142V143H138ZM140 142H142V143H140ZM207 142H210V144L209 143H207ZM213 142V143H212ZM228 142V141H227ZM118 143H119V145H118ZM149 143H151V144H149ZM168 143V144H167ZM187 143V144H186ZM190 143V144H189ZM239 143V144H238ZM99 144H101L100 146H99ZM102 144H104L105 145V147L104 148H102V146H104V145H102ZM113 144L115 145V144H117V145H115L114 147H117L118 148V151L117 150H115L116 148H114V150H112V152H111V150H110V148L113 146ZM129 144H130V146H129ZM144 144V146L145 147H143V146H140V145H143ZM149 144V145H148ZM167 144V145H166ZM184 144V145H183ZM201 144V145H200ZM209 144V145H208ZM258 144H259V142H258ZM87 147H86V146ZM112 145V146H111ZM166 145V146H165ZM172 145V146H171ZM210 145H212L211 147H208L207 148V146H210ZM224 145V144H223ZM259 145H261V143L259 144ZM77 146V147H76ZM107 146H110V148L108 147L107 148V150L105 149ZM129 146V147H128ZM133 146V147H132ZM135 146V147H134ZM147 146V147H146ZM95 147V148H94ZM98 147H101L100 149H98ZM142 147V148H141ZM164 147V148H163ZM170 147H171V149H170ZM186 147V148H185ZM243 147V146H242ZM259 147V146H258ZM119 148L123 151V152H119ZM131 148V149H130ZM138 148V149H137ZM144 148H145V150H144ZM159 149L160 148V150H162V151H160V150H157L156 151V149ZM167 148V149H166ZM215 148V149H214ZM95 149L97 150H99V152H98V150L97 151H95ZM104 149V150H103ZM110 151H109V150ZM112 149H113V147H112ZM178 149V150H177ZM209 149V150H208ZM240 149V148H239ZM261 149V148H260ZM73 150V151H72ZM76 150V151H77ZM103 150V151H102ZM105 150H106V152H105ZM136 150H138L139 151V153H138V151H136ZM142 150V151H141ZM166 150V151H165ZM180 150V151H179ZM208 150V151H207ZM87 151V152H86ZM113 151H114V153H113ZM136 151V152H135ZM144 151V152H143ZM146 151V152H145ZM160 151V154L158 153ZM186 152V155H185V153L183 154V152ZM206 151V152H205ZM95 152V153H94ZM117 152H119V153H117ZM149 152H150V154H149ZM162 152H164V153H162ZM182 152V153H181ZM213 152V153H212ZM258 152H260V151H258ZM55 153V152H54ZM89 153H91V154H89ZM98 153V154H97ZM100 153V154H99ZM113 153V154H112ZM116 153V154H115ZM146 153V154H145ZM154 153V154H153ZM179 153V154H178ZM210 153V154H209ZM230 153V155H231V152H229ZM261 153V152H260ZM48 154L47 155H45L44 156V158H46L45 160H47V159H49L50 157L48 156ZM70 154V155H71ZM89 154V155H88ZM94 154H95V156H94ZM103 154V155H102ZM108 154H110V156L108 155ZM121 154H123L122 155V157H121ZM155 155V156H153V155ZM206 154H208V155H206ZM213 154V155H212ZM60 155H63V156H61L62 157V159H59L60 158ZM79 156V158H78V156ZM108 155V156H107ZM114 155H117V157L115 156V160H117V165H116V163L114 162ZM147 155V156H146ZM150 155H151V157H150ZM157 155V156H156ZM159 155V156H158ZM171 155V156H170ZM182 155H184V156H182ZM234 155H235V153H234ZM81 156V157H80ZM92 156V157H91ZM102 156H103V158H102ZM113 156V157H112ZM123 156H124V158H123ZM149 156V157H148ZM162 156V157H161ZM178 156V157H177ZM259 154L257 155V157H255L254 158V160L255 159H258L259 157ZM49 157V158H48ZM119 157V158H118ZM126 157V158H125ZM145 159H144V158ZM147 157V158H146ZM157 159H156V158ZM161 157V158H160ZM166 157H168V158H166ZM260 157H261V155H260ZM67 158V159H66ZM81 158V159H80ZM110 158H111V161H110ZM117 158V159H116ZM122 159L120 162H119V159ZM127 158H128V160H127ZM139 158V159H138ZM159 158V159H158ZM183 158H185V159H183ZM64 159H66V160H64ZM97 159V160H96ZM143 159H144V161H143ZM0 160H2V158H0ZM60 160V161H59ZM62 160V161H61ZM69 160V161H68ZM87 160H85L84 162H87ZM91 160H93L92 162H91ZM103 161V164L105 165V164H107V160H109V165H108V167L106 168V170L105 169H94L95 167H98L99 165L101 166L102 165V162H100V161ZM104 160H106V161H104ZM124 160V161H123ZM126 160L128 161L127 163H126ZM130 160H131V163H129L130 162ZM134 160H135V162H134ZM137 160H140V161H137ZM253 160V159H252ZM49 161V160H48ZM57 161V162H56ZM63 161H66L68 164H67V167H65L66 166V162H64L63 163ZM81 161V162H82ZM139 162V163H137V162ZM149 161V162H148ZM167 161V162H166ZM187 161V162H186ZM214 161V162H213ZM258 161H259V159H258ZM2 162V161H1ZM52 162V163H53ZM58 162H60L59 164H61V162L63 163V164H61V165H59L58 164ZM91 164H90V163ZM111 162V163H110ZM119 162V163H118ZM127 164H125V163ZM141 162V163H140ZM153 162V163H152ZM251 162V161H250ZM93 163H95V165H93ZM100 163V164H99ZM113 163V170H111V168H109L111 165L110 164H112ZM121 163V164H120ZM133 163H134V165H133ZM144 163H146L145 165L146 166H144ZM148 163H149V165H148ZM150 163H151V165H150ZM252 164L254 163V161H252L251 162ZM256 163H257V161H256ZM256 163H254V165H250V163L248 164L249 166V169L250 168H252L253 170H251V172L253 171H255L254 173H251V174H253V176H251V174L250 175H248V177L247 176H245L246 178H243L244 179V181H245V183H247L246 185L248 186V188H251V186H250V184L252 185V183H253V180H255V178L256 179H258L257 177H259V179L258 180H255V181H259L258 183L259 184H261V180L262 179H264V178H260V175H262V173L264 172V170H262L261 171V169H259V167L261 166V164H258L257 163V167H256ZM259 163H260V161H259ZM2 164V163H1ZM85 164V163H84ZM87 164V163H86ZM96 164H98V166L96 165ZM123 164H124V166H123ZM131 164V165H130ZM138 164V165H137ZM140 164V165H139ZM155 164V165H154ZM159 164H161V165H159ZM182 164V165H181ZM12 164H10V166H11ZM64 166V168L63 169H61L63 166ZM91 165H92V167H91ZM114 165H116V166H114ZM125 165L126 166H128V165H130V166H128V167H126L125 168ZM133 165V166H132ZM259 165V166H258ZM3 166V165H2ZM9 166V167H10ZM14 166V165H13ZM13 166L11 167L12 169L11 170H13ZM61 167V168H59V167ZM69 166V167H68ZM95 166V167H94ZM119 166H120V168H119ZM122 166H123V168H122ZM136 166L138 167V168H136ZM150 166L152 167V168H150ZM156 168V166L157 167H163V168H161L160 167V169H153L154 167ZM176 166V167H175ZM189 166V167H188ZM251 166V167H250ZM0 167H1V165H0ZM9 167H6V169L5 168H0V174L1 175H3V176H8V175H6V174H4L5 172H6V170H8L6 173L7 174H9V172H10V174H11V170H9V169H7V168H9ZM16 167V166H15ZM70 167H71V170H70ZM91 167V168H90ZM112 167V166H111ZM132 169H131V168ZM147 167H149V168H147ZM181 167V168H180ZM187 167V168H186ZM57 168H59V169H57ZM69 168V169H68ZM80 168V169H79ZM109 168V169H108ZM135 168V169H134ZM141 168H143V169H141ZM146 168V169H145ZM189 169V170H188ZM256 169V170H255ZM258 169V170H257ZM21 170H23V169H21ZM21 170H19V169H16V168H14V170H13V172H12V175L14 174V172L16 173V175L17 176H19L18 174H20V175H22V176H24V175H26V174H24V173H26L25 171H27V170H23V173L21 172ZM45 170V169H44ZM57 170V171H56ZM67 170V171H66ZM102 170V171H101ZM131 170V171H130ZM160 170H161V172H160ZM212 170V169H211ZM218 170H220V172L218 173ZM5 171V172H4ZM17 171H18V173H17ZM20 171V172H19ZM50 172V173H48V172ZM69 171H70V173H69ZM96 171L98 172L97 173V176H96ZM108 171V172H107ZM113 171V172H112ZM148 171H150V174H149V172ZM152 171V172H151ZM3 172V173H2ZM29 172V175H26V176H24V178H26L27 176H30L31 174H30V172L32 173V169H30V171H28ZM28 172H27V174H28ZM45 172V171H44ZM59 172V173H58ZM62 172V173H61ZM67 172V173H66ZM84 172V173H83ZM94 173L95 172V175L94 174H92V173ZM111 172V173H110ZM162 172H164V173H162ZM61 173V174H60ZM89 173H90V175H92V176H95V177H93L92 178V176H91V178L90 179H88V178H86V180H82V179H84L85 177H84V175H86V177H87V175H89ZM100 173V174H99ZM107 173V174H106ZM108 173H110V174H108ZM147 173H148V175H147ZM155 173H156V175H155ZM61 175V176H59V175ZM68 176H67V175ZM84 174V175H83ZM103 174V175H102ZM152 174L154 175V176H156V177H153L152 176ZM158 174V175H157ZM161 174V175H160ZM163 174V175H162ZM191 174V175H190ZM0 175V193H3L4 191L5 192H7V190H9L7 187H9V188H11L10 190L12 191V192H14L15 190L17 191L18 189L17 188H15V186L16 187H23V183H21L20 185H17V184H19L20 182H18L17 183V179H13L12 180V178L11 179H9L8 177V179L5 181V179L4 178H6V177H2ZM15 175V174H14ZM78 175V176H77ZM81 175V176H80ZM106 177H105V176ZM129 175V176H128ZM152 177H151V176ZM257 177H256V176ZM10 176V175H9ZM22 176H20V177H22ZM56 176H58L57 178H56ZM84 178H83V177ZM126 176V178H124ZM157 176H159V177H157ZM254 176H255V178H254ZM262 176H264V175H262ZM63 177V178H62ZM79 177H81V178H79ZM129 177H131L132 178V180H133V178H134V180H133V184H131L132 183V180H131V178H129ZM141 177H142V179H141ZM145 177V178H144ZM149 177V178H148ZM151 177V178H150ZM193 177H194V173H193ZM225 177V178H224ZM23 178V177H22ZM28 178V177H27ZM123 178V179H122ZM148 179V181L149 180H151V184H149V182L147 181V179ZM154 178H155V181H153V183H152V179L154 180ZM159 178V179H158ZM164 178V179H163ZM192 178V179H191ZM196 177H194V179H195ZM219 178V179H218ZM239 178V177H238ZM253 180H252V179ZM4 179V180H3ZM57 179V180H56ZM59 179V180H58ZM81 179V182L79 181ZM96 179V180H95ZM139 179V180H138ZM146 179V180H145ZM251 179V180H250ZM9 180H12L11 181V183H10V181ZM20 180V179H19ZM18 180V181H19ZM22 180V179H21ZM20 180V181H21ZM25 180V179H24ZM24 180H22V181H24ZM87 180H89V181H87ZM95 180V182H91V181H94ZM126 182H125V181ZM127 180H129V181H127ZM130 180H131V183H130ZM192 180H193V182H192ZM8 181V182H7ZM51 181H53L52 183H50ZM85 182V181H87L86 182V184L88 185V186H83V185H85V183L83 184V182ZM97 181V182H96ZM121 181H123V183H125V185H127L126 187L124 186V184H122V182ZM135 181V182H134ZM139 181H140V183H139ZM252 181V182H251ZM7 184H6V183ZM54 182H55V184H54ZM65 182V183H64ZM80 182V183H79ZM143 182H144V184H143ZM146 182H148L147 184H146ZM195 182H196V179H195ZM222 182V183H221ZM4 183V184H3ZM10 183V184H9ZM13 183V184H12ZM48 183H47V187H48ZM119 183H121V185L119 184ZM130 183V185H128ZM155 183V184H154ZM193 183V185H194V187H193V185H191ZM262 183H264V182H262ZM10 186H9V185ZM25 184V183H24ZM54 184V185H53ZM58 184V185H57ZM138 184V185H137ZM139 184H140V186H139ZM149 184V185H148ZM22 185V186H21ZM56 185V186H55ZM62 185H60L61 187H62ZM117 185V186H116ZM145 185V186H144ZM255 185V183H253V186ZM154 186V187H153ZM227 186V187H226ZM230 186H232L231 184H230ZM252 186V187H253ZM15 188V189H13V188ZM113 187V188H112ZM116 187V188H115ZM119 187V188H118ZM122 187V188H121ZM132 189H131V188ZM134 187H135V189H134ZM142 187V188H141ZM148 187V188H147ZM160 187V188H159ZM212 187V188H211ZM262 187L263 186H261L260 187V189H262ZM4 188V189H3ZM69 188H70V186L68 187V190H69ZM74 188V189H73ZM124 188H125V190H124ZM127 188H130V189H127ZM140 190H139V189ZM153 189V190H155V188L157 189L156 191L157 192H159V193H157L158 194V196H157V194L154 192H152V191H150V193H148V189ZM194 188V189H193ZM195 188H197L198 190H197V192H196V190H195ZM229 188V189H228ZM14 191H13V190ZM59 189H60V187H59ZM59 189H57V190H59ZM136 189H137V191H136ZM151 189V190H152ZM159 189V190H158ZM216 189V188H215ZM259 189V191H261V192H256V194L254 193V192H252V193H254V194H252L251 196L252 197H255V195H258V194H262V195H258L259 197H260V199H262V204H261V202H260V205L262 206V208H264V204H263V196H264V190L262 191V190H260ZM75 190V191H74ZM134 192H133V191ZM146 190H147V192H146ZM195 190V191H194ZM202 191V192H200V191ZM11 191H8L7 192V194L8 193H10ZM21 191V192H20ZM23 189H21L20 188V190H18L16 193L14 192V193H12L13 195H11V196H13L14 198L16 197V195H19V197H21V195H23ZM78 191V192H77ZM132 191V192H131ZM144 191V192H143ZM215 191V192H214ZM70 192V193H71ZM123 192V193H122ZM127 192H130V193H128L129 195H127ZM139 192H141L139 195H141L140 197H139V195H137ZM152 192V193H151ZM199 192V193H198ZM221 192V193H220ZM222 192H223V194H222ZM232 192H230V195H232V196H230L229 195V192H228V196H230L231 198L233 197V194L234 193H232ZM238 192V190H236V192L235 193H237ZM18 193H20V194H18ZM22 193V194H21ZM70 193H69V195H70ZM118 193H119V195H118ZM120 193L122 194V195H120ZM145 193V194H144ZM151 194L150 196H152V194H156V195H154V196H157V198H155L156 200H154V199H152V205H149L151 202V200L150 199H148V200H146L147 201V204H148V201L150 202L148 205L150 206V209H152L153 210V208L151 207V206H153L154 207V209H156L155 211L153 210V212L151 213V215L154 213V215L153 216H149L150 217V219H152V220H150V223H148L149 222V220L147 221V218H146V215H150V210H148V208H146L147 207V205H145V204H143L144 202H146L145 201V195L146 194ZM201 193H204V194H201ZM209 193V194H208ZM210 193H212V194H210ZM232 193V194H231ZM4 194V193H3ZM3 194H0V195H3ZM7 194H4L3 195V197L4 198H6L5 197V195L6 196H8ZM16 194V195H15ZM25 194V193H24ZM53 194V193H52ZM52 194H50V195H52ZM77 194H79L80 196H77ZM125 194H126V196H125ZM131 194V195H130ZM133 194V195H132ZM143 194V195H142ZM10 195V194H9ZM59 195V194H58ZM57 195V196H58ZM118 195V196H117ZM137 196V198H135L136 196ZM204 197H203V196ZM211 196V197H213L214 198V200L217 198V196H218V198L215 200V201H213V198H211L210 200H209V198H208V196ZM213 195V196H212ZM222 195V196H221ZM239 195V193H237V194H235V196H238ZM25 196V195H24ZM24 196H22V197H24ZM57 196H55V197H57ZM116 196H117V198H116ZM121 196V197H120ZM127 196H129V197H127ZM134 196V197H133ZM150 196H148V197H150ZM153 196V197H154ZM201 196H202V198H201ZM234 196V197H235ZM258 196H256V197H258ZM261 196H262V198H261ZM3 197H1V199H4ZM18 197V198H19ZM38 197H41V195H39ZM42 197H43V199L46 197H44V195H42ZM52 198L54 197V196H51ZM51 197H49V198H51ZM79 197V198H78ZM120 197V198H119ZM125 197V198H124ZM131 197V198H130ZM148 197H146V198H148ZM255 197V198H256ZM49 198H48V200L47 201H49ZM59 198H61V196H59L58 197V199ZM63 198H65V197H63ZM63 198H61V200H63ZM115 198H116V200H115ZM121 198H124V200H126V198H127V200H126V202L124 201L123 202V205H124V203H125V205L126 204H128V206H126L127 207V210L129 211V214L134 218V217H138V218H142V217H144V214H145V217L144 218H146V219H144V221L146 220V224H145V226L147 225L149 228H147V230H146V232L145 231H143L144 233H146V235L147 236H144V238L146 237V238H148V236H149V238L148 239H145L146 240V244H143L144 243V238L142 239V236H139L138 235V232H140V235H142L143 233H142V229H143V227H145L144 226V224H140V222L142 223V221H143V218L141 219V221L138 223V221L136 222L135 221V219H133L131 216V220L133 219V221L134 222H136L137 223V225L139 224V225H143V227H142V229H140L141 227H139V225L137 226L136 225V223L134 224L135 226H133L132 227V224L134 223L133 221H132V223H131V225H129V227H131V229H132V231L130 230V233H132V234H134V235H132V236H130L131 234H128V233H126L128 230H125V228H127L124 224H121L122 223V221L120 220L121 219V217H119V216H121L122 215V211H120V207H121V204L122 203H119V201H118V199H121ZM129 198V199H128ZM162 198L165 200H162ZM226 198L228 199V197L226 196L225 198H221V199H225L226 200ZM17 199V197L15 198V200ZM24 199H26V198H24ZM28 199V198H27ZM26 199V200H27ZM39 199V198H38ZM37 199V200H38ZM42 199V198H41ZM40 199V200H41ZM67 199V198H66ZM68 199H69V197H68ZM130 199H132L133 201L131 202V200ZM137 199V200H136ZM139 199H141V200H139ZM22 201V198L20 199L19 198V200L17 199V203H19V202H21ZM56 200H57V198H56ZM143 200V201H142ZM212 200V201H211ZM224 200V201H225ZM24 201V200H23ZM42 201V200H41ZM43 201H46L45 199L43 200ZM116 201H118V202H116ZM130 201V202H129ZM135 201V202H134ZM140 201V202H139ZM159 203H158V202ZM218 201H220V200H218ZM63 202V201H62ZM157 202V203H156ZM166 202V203H165ZM213 202V203H212ZM16 203V204H17ZM22 203V204H21ZM21 203H19V204H21L20 206H19V204L17 205V207L19 206V207H21L22 205V209L23 208H25L26 206H25V204H28L29 205V202L27 203V201H25L24 203L23 202H21ZM115 203V204H114ZM131 203V204H130ZM133 203V204H132ZM137 203H139V204H137ZM154 203H156L155 205H154ZM164 203V204H163ZM210 203H212L211 205H210ZM129 204H130V206H129ZM137 204V205H136ZM141 204H143L144 206L142 207L141 206ZM157 204H158V206H157ZM120 205V206H119ZM131 205H132V208H131ZM134 205V206H133ZM161 205V206H160ZM212 205H213V207H212ZM25 206V207H24ZM74 208H72V207ZM137 206V207H136ZM146 206V207H145ZM156 206V207H155ZM15 207V209H16V206H14ZM14 207H12V209H10V210H13V212H14ZM18 207V208H19ZM123 207H125V206H123ZM137 208L136 210L134 209V208ZM142 207V208H141ZM158 207V208H157ZM210 207H211V209H210ZM27 208V207H26ZM25 208V212H26V209ZM71 208H72V210H71ZM131 208V209H130ZM144 208H146V212H147V210L149 211V212H147V213H149V214H147L146 212H145V210H144ZM20 209V208H19ZM18 209V210H19ZM21 209V210H22ZM133 209V210H132ZM237 209V208H236ZM17 210V209H16ZM15 210V212L16 213H19V211H16ZM116 210H119V211H117L116 212ZM131 210V211H130ZM138 210V211H137ZM159 210V211H158ZM209 210V211H208ZM23 210L22 211H20V213L22 212H24ZM68 211H67V213H68ZM134 211V212H133ZM142 211H143V213H142ZM212 213H211V212ZM14 212V213H15ZM24 212V213H25ZM45 212H46V210H45ZM45 212H43V213H45ZM49 212V211H48ZM48 212H46V213H48ZM79 212H82V213H84V214H82V213H79ZM121 213V215H120V213ZM131 212H133V213H131ZM136 212H137V214H136ZM13 213V214H14ZM41 213H42V210H41ZM62 213H63V215H62ZM62 213H60V216H62V217H64V212H62ZM75 213H78L79 215L80 214H82V215H80L79 217L77 216L78 214H75ZM117 213V214H116ZM135 213V214H134ZM158 213V214H157ZM26 214H28V213H26ZM77 216V219H79V221L77 220H75V218H76V216ZM86 214V215H85ZM129 214H128V217H129ZM213 214V215H212ZM57 215H59V213H57ZM83 215L84 216H86V217H83ZM88 215V216H87ZM117 215V216H116ZM135 215V216H134ZM158 215V216H157ZM28 216H30L29 218L30 219H28L27 217ZM28 216L26 215V216H24L25 218H27L28 219V222L29 223H34V224H31V225H35L37 222V224L33 227V226H31L28 222H26L27 224H29V227L31 226V227H33V232H32V235H30V238L31 237H33V239H35L34 241L35 242H32V243H34V245H32L33 247H31V248H33L32 249V251H33V254L35 253L37 256V258L39 259L38 261L40 262V260L41 259H43V261H44V257L43 256H41V255H39L38 256V253L41 251L40 249L42 248V246H41V244H39V243H41V242H39V241H37L36 239H37V237H34V236H36V235H38L39 236V240L42 238V237H44V236H46L45 234L47 233V235H48V232H49V234H52L51 233V229H50V227H48V225L46 226L45 224L44 225H42L43 223H42V221H41V223H39L40 222V218L39 217H37V219L35 218V216L34 217H32V215L31 214H28ZM35 218V219H33V220H37V221H33V220H31L32 218ZM75 217V218H74ZM118 217H119V219H118ZM136 217V218H137ZM148 217V216H147ZM40 220H39V219ZM83 218V219H82ZM117 218V220H116V222L114 223V221H115V219ZM137 218V219H138ZM158 218V219H157ZM73 219V220H72ZM85 219V220H84ZM136 219V220H137ZM39 220V221H38ZM72 222H71V221ZM83 220V222H81V221ZM87 220V221H86ZM139 220V219H138ZM162 220V221H161ZM27 221V220H26ZM33 221V222H32ZM74 221V222H73ZM77 223H76V222ZM89 221V222H88ZM120 223H119V222ZM143 221V223H145ZM151 221H152V223H151ZM0 222H1V226H0V234H1V232L3 231V224H2V221L0 220ZM36 222V223H35ZM83 223L82 225L84 226V227H82V229L83 228H85V226H87L88 225V223L90 224V225H88L87 227L89 228V229H87V227H86V232L87 233H85V234H80V232H82L83 230L81 229V226L82 225H80V223ZM113 222V223H112ZM156 222V223H155ZM71 224V225H69V224ZM110 223V224H109ZM130 223V222H129ZM86 224V225H85ZM114 224V226H112ZM154 224V225H153ZM157 224V225H156ZM160 224V225H159ZM162 224V225H161ZM166 226H165V225ZM116 225V226H115ZM120 225V226H119ZM123 225V226H122ZM261 225L263 226V223H261ZM261 225H259V226H261ZM70 226L72 227V229L70 228ZM79 226V227H78ZM112 226V227H111ZM146 226V227H147ZM161 226V227H160ZM261 226V227H262ZM2 227V228H1ZM30 227V229H32ZM37 227V228H36ZM128 227V228H129ZM162 227H163V229H162ZM166 227V228H165ZM181 227H182V229H181ZM67 228V229H66ZM70 228V229H69ZM127 228V229H128ZM156 228V229H155ZM161 229V230H159V229ZM257 228H258V226H257ZM35 229H38V230H36L35 231ZM146 229V228H145ZM67 230H70V232H72V233H70L69 231L67 232ZM82 230V231H81ZM89 230V231H88ZM91 230V231H90ZM126 232H125V231ZM134 230V231H133ZM140 230V231H139ZM144 230V229H143ZM150 230V231H149ZM258 231L257 232H259L260 230H259V228L257 229ZM31 231V230H30ZM34 231H35V233H36V235H35V233H34ZM158 231H160V232H158ZM180 231H182V232H180ZM91 234H89V233ZM68 233H70V234H68ZM83 233V232H82ZM40 234V235H39ZM41 234H42V237L40 238V236H41ZM68 234V235H67ZM71 234H73V235H71ZM128 234V235H127ZM3 235V233L0 235V236H2ZM70 235V236H69ZM169 235H170V237H169ZM81 236V237H80ZM137 236V237H136ZM164 236H165V238H164ZM167 236V237H166ZM92 237H90L91 239H92ZM133 238V239H131V238ZM45 238V237H44ZM66 238V239H67ZM138 238V240H136ZM151 238H152V240L153 241H151ZM170 238V239H169ZM237 238H241L242 239V241H245V243H240L241 242V240H240V242H239V239H237ZM65 239V240H66ZM72 239H67V241H65V244H64V248H66L65 246H67V243L66 242H68V243H72L73 241H71ZM94 239H92V240H94ZM245 239V240H244ZM0 240H2V237H1V239ZM68 240H70V241H68ZM88 240H90V239H88ZM87 240V241H88ZM91 240V241H92ZM148 240H150L149 242H150V249L148 248V246H147V244H149V242H148ZM227 240V241H226ZM82 241H84V240H82ZM136 241V242H135ZM125 242V243H124ZM140 242H143V243H140ZM168 242H170V243H168ZM228 242V243H227ZM85 244H87L86 242H84ZM99 243V244H98ZM134 243H136V244H134ZM154 243H156V244H154ZM158 243V244H157ZM163 243V244H162ZM241 245H240V244ZM89 244L92 246H89ZM127 244V245H126ZM130 244V245H129ZM132 244V245H131ZM165 244V245H164ZM70 246L72 245V244H69ZM67 246V249L68 250H71L70 248H68V247H70V246ZM74 245V244H73ZM73 245L71 246V247H73ZM115 245V246H114ZM123 245V246H122ZM133 245H134V247H133ZM139 247H138V246ZM144 246V247H142V246ZM163 245V246H162ZM171 245V246H170ZM238 245V246H237ZM244 245V246H243ZM3 246V247H2ZM87 246H88V248H87ZM137 246V247H136ZM169 246V247H168ZM13 247V249H15V247H17V246H12ZM125 247L126 248H128V247H130V248H128L127 250H128V252L126 253V249H125ZM133 247V248H132ZM140 247L143 249V248H146V249H141L140 250ZM158 248V250L156 251V249ZM165 247V248H164ZM250 247H252V246H250ZM5 248H6V250H5ZM11 248V247H10ZM119 248H120V250H119ZM124 248V249H123ZM135 248V249H134ZM147 248H148V250H147ZM167 248V249H166ZM170 248V249H169ZM12 249V248H11ZM10 249V252H14V250L12 251ZM86 251H85V250ZM132 249V250H131ZM166 250L165 252L163 251V250ZM8 251V248H7V246H4L2 243H1V241H0V253L3 251V253L5 252V251ZM18 250V249H17ZM16 250V252H18ZM66 249H64L63 251H65ZM79 250H81L80 248H79ZM87 250H88V252H87ZM90 250L92 251V253H94V251L95 252H97L96 253V255H95V253L94 254H91V252H90ZM98 250V251H97ZM131 250V251H130ZM138 250V251H137ZM139 250H140V252H139ZM144 250H146V251H144ZM150 250H152V252L150 251ZM31 251V250H30ZM84 251V252H83ZM136 251V252H135ZM154 251V252H153ZM160 253H159V252ZM162 251H163V253H162ZM170 251V252H169ZM239 251V252H238ZM9 252V251H8ZM8 252H6V253H8ZM9 252V253H10ZM16 252H14V253H16ZM36 252H38V253H36ZM107 252V253H106ZM123 252H125L126 254H127V257H128V254L130 253V252H132L133 254H134V252H135V254H134V256L133 255H131V256H133V257H135V255H136V257L133 259V257H126V254L125 253H123ZM139 252V253H138ZM141 252L143 253V252H146V253H144V256L141 254ZM149 252V254H147ZM168 252H169V254H168ZM205 252V253H204ZM14 253H11L10 255H12V254H14ZM31 253V252H30ZM132 253H130V254H132ZM150 253H152V255L150 256ZM160 255H159V254ZM165 253H166V255H165ZM5 254V253H4ZM32 254V253H31ZM34 254V255H35ZM124 254H125V256H124ZM129 254V255H130ZM141 254V255H140ZM202 254V255H201ZM5 255H7V257H10L8 254H5ZM15 255V254H14ZM16 255H17V257H19V253L17 254L16 253ZM15 255V256H16ZM149 255V256H148ZM170 257H168V256ZM13 256V255H12ZM11 256V257H12ZM21 256V255H20ZM41 256V257H40ZM86 256H88V254L87 255H85V258H86ZM89 256V257H90ZM101 258H100V257ZM123 256L125 257V258H123ZM139 256V257H138ZM140 256H142V257H140ZM146 256V257H145ZM147 256L149 257V258H147ZM158 256V257H157ZM163 256V257H162ZM261 256V257H260ZM10 257V258H11ZM36 257H35V259H36ZM84 257V256H83ZM104 257V258H103ZM144 257V258H143ZM152 257V258H151ZM162 257V258H161ZM203 257V258H202ZM258 257H260V258H257V261L258 262H260L259 264H264V255L262 256V255H259ZM115 260H114V259ZM117 258V259H116ZM121 258V259H120ZM126 259L127 258V260L129 259V261H124L123 259ZM139 258V260H137ZM142 258V259H141ZM147 258V259H146ZM166 258V259H165ZM206 258V259H205ZM12 259V258H11ZM10 259V261H12ZM87 260H88V257L86 258ZM85 259V260H86ZM118 259H120V260H118ZM143 259L145 260V261H143ZM148 259H150V260H148ZM209 259V260H208ZM86 260V261H87ZM104 260V261H103ZM107 260H108V262H107ZM112 260V261H111ZM117 260V261H116ZM163 260V261H162ZM207 262H206V261ZM14 261L16 262V257H14ZM21 261V260H20ZM37 261V260H36ZM42 260H41V262H43ZM89 261V260H88ZM114 261V262H113ZM123 262V263H119V262ZM138 261V262H137ZM211 261V262H210ZM214 261V262H213ZM18 262V261H17ZM40 262V264H45V263H41ZM105 262V263H104ZM140 262V263H139ZM166 262V263H165ZM10 263V262H9ZM14 263V262H13ZM12 262H11V264H13ZM37 263V262H36ZM92 263H94V262H92ZM92 263H90L89 262V264H92ZM154 263V262H153ZM129 264V263H128ZM131 264V263H130ZM147 264H148V262H147Z\"/></svg>",
    "mask_w": 264,
    "mask_h": 264
},
{
    "label": "bare ground",
    "instance_id": "bare-ground-1",
    "mask_svg": "<svg viewBox=\"0 0 264 264\" xmlns=\"http://www.w3.org/2000/svg\"><path fill=\"white\" fill-rule=\"evenodd\" d=\"M23 1V0H22ZM50 1V0H49ZM56 1L57 0H51L49 3V5L48 4H46L47 5V8H46V10L48 11L49 10V12L47 13V11H44L43 10V12H45V13H42V12H40L41 10H40V8H41V6L39 7V5L38 6H36L37 8H39V9H37L36 8V11L33 13V12H31V13H29V11H26V12H28V13H21V10L18 8L19 6V3L21 2L20 0H18L17 2L15 1V0H0V158H2V160H0V165H1V167L0 168H5L6 169V167H9L10 166V164H12L9 168H7V169H9V170H11L12 168V166H13V170H14V168H16V169H19V170H21V169H23V170H27V171H25L26 173H24V174H26V175H29V172L28 171H30V169H32V173L30 172V176H27L26 178H24V176H26V175H24V176H22V175H20V174H18L19 176H17L16 175V173L14 172V174L12 175V172H13V170H11V174H10V172H9V174H7L8 172V170H6V172L4 173V174H6V175H8L7 177L9 178V179H11L12 178V180L13 179H17V183L18 182H20L19 184H17V185H20L21 183H23L22 185H23V187H16L15 186V188H19L18 190H20V188L21 189H23L24 191H23V195H21V197H19V195H16L17 193V191L15 190H13V189H15V188H13L12 190L16 193L15 195H16V197H17V199L19 200V198L21 199L22 198V201L21 202H25V201H27V203L29 202V205L28 204H25V206L27 207H25L27 210H26V212L24 211L25 210V208H21V207H19L22 203L21 202H19V203H21V204H19V203H17L16 201H17V199L15 200V198L13 197V196H11V195H13L12 193H14V192H12L10 189L11 188H9V187H7L9 190H7V192L8 191H11L10 193H8L7 194V192H3L4 194H7L8 196H6L5 195V197L6 198H4L3 197V193H0V194H3V195H0V220L2 221V224H3V231L1 232V234L3 233V235L2 236H0V239H1V237H2V240H0L1 241V243L4 245V246H7V248H8V251L10 252V249L12 248L13 249V247L12 246H17V247H15V249H13L14 250V252H16V250L18 251V252H16L17 254L19 253L20 255H19V257H17V255H16V253H14V252H8V251H5L6 250V248H5V254H8L10 257H7V255H5L4 253H3V251L0 253V264H11V262L13 263V264H40V262H41V260L43 261V259H41L40 260V262L38 261L39 259L36 257L37 255L35 254H33V251H32V249L33 248H31V247H33L32 245H34V243H32V242H35L34 240L35 239H33V237H31L30 238V235H32V232H33V227L38 223H36L34 226L33 225H31V224H34V223H29L28 222V219H30L29 217L30 216H28V214H31L32 215V217H34L35 216V218L37 219V217H39L38 219L40 220V222L39 223H41V221H42V225H48V227H50V229H51V233L52 234H49V232H48V235H47V233L45 234L46 236H44V237H42V234H41V236H40V240L38 239L39 238V236L38 235H36V233H35V231L36 230H38V229H35V231H34V233H35V235L36 236H34V237H37V241H39V242H41V243H39V244H41V246H42V248L40 249L41 251L38 253V252H36V253H38V256L39 255H41V256H43L44 257V261L43 262H41V263H45V264H89V262L90 263H92V262H94V263H92V264H96L95 263V261L94 260H92V262H91V259H92V257H93V259H98V256H97V258H96V256L94 257V255H89L90 253H87L88 254V256H86V258L88 257V260L85 258V255H87V254H85L86 252H84V254L83 253H81V251L83 250L82 249V246H85L86 247V245H88V243H90V242H94V244H92V246H94V245H96L95 244V241H96V239H94V237H92V235H93V233H92V235L91 236H89L88 237V239H90V240H88V239H86L85 240V238H84V236H83V239H82V237L81 238H76L75 240H73L72 238V236H70V237H68L67 238V236H66V238L67 239H72L71 241H73L72 243L70 242V243H68V242H66L67 243V246L69 245V244H74L73 245V247H71L70 245V247H68V248H72L71 250H68L67 249V246H65L66 248H64V244H65V241H67V239L65 238V237H63V235L65 236L66 234H65V231L66 230H64L65 228V226H63L64 225V223L66 222L65 220V218H67V219H69V217H70V219L73 217H71V215H72V211H71V214L69 213V211L68 210H70V209H68V207H67V205L68 206H70L71 204L70 203H72V201H74L75 203H79V201H77V198H76V200H74V198H73V200H71L70 198H72L73 196H75L76 197V195H73V193L71 192V185L69 184V186H70V188H69V190H68V187L69 186H67L68 185V183L66 182V184L67 185H62V183H61V181L62 180H60V185H62V187L59 185V187H60V189H59V187L57 188V189H59V190H57V189H53V187L54 186H51V184L49 185V183H48V181L49 180H52V179H50L49 178V174H47L46 173V169H51V168H56V165H53L54 164V162L53 161H55V158H54V155L53 154H56V156H59V152H60V154L62 153L63 155H60V158L59 159H62V157L61 156H63V158L64 157H66V156H68L69 158V160L71 159V158H73L72 159V161L73 162H75V163H77L75 160H77L78 161V165H80V168L81 167H83L84 168V166H81L82 164L83 165H88V158H86L85 159V157L87 156H84V157H81V158H84L83 160L85 161V160H87V162H84V161H80L79 162V159H74V156H72V155H76L75 154V152H79L81 149H83L82 151H84V150H86L87 149V151H89V147L91 148L90 150H92L93 149V147H92V145H94V144H90V141H92V138H91V140L88 142V141H86L85 143H83L82 141H80V140H83V135H82V137H81V139L79 140L78 138H79V133H78V137L77 136H74L75 137V139H76V137H77V139L79 140V142H82L83 144H86L87 145V143H89V145H91V146H88V148H81L80 149V147H82L80 144L81 143H79L78 141H72V139H74V138H72L71 140L70 139H68V138H70L69 137V135L70 134H67L68 135V138H66L65 139V137H66V135H65V133L63 134L65 137L63 138L62 136L63 135H61V136H59L58 134L59 133H61V130L63 129V131H65V132H67V131H71V132H74L75 133V131H77V132H81L82 130H81V128L79 127V130L80 131H78V130H76L78 127V125L80 126V119L78 118L77 119V121H79L78 122V124H77V126H76V124L75 123H77V121H76V119L74 120V118H72V116L70 117V115H71V111L73 110H71L67 105H66V102L65 101H63L64 100V98H65V96L66 95H64V98H63V96L61 95V97H60V99L59 98H55V97H53V96H55V94H57L58 95V92L57 93H55V92H53V94H52V92L50 91V89L52 90L54 87H52V85L53 84H55L56 85V83H54V80L55 81H58V80H56V79H63V86L65 87H67V90H65V88L63 89L64 91V93L63 94H67L68 95V97L70 98V96L71 97H73L74 98V95L75 94H79L78 95V98L76 97V99H79V97H81L82 99L83 98H85V100L83 99V101H86L88 98L89 99H91L92 100V102L96 99L97 100V98L99 99V97H101L103 94H105L107 91H111V93H110V95L114 92V94L113 95H115V93H116V91H118L119 92V94L118 93H116V95L118 94L119 96L121 95L120 93L122 92V91H119V90H115L114 89V91H113V89H111V90H109V89H107V91H105L106 90V88H107V83L108 82H106V88H105V90H103L104 89V87H101V85L102 86H104L103 85V83L105 82V80L109 77V75H108V77H106L107 76V74L110 72L111 73V71H112V69H114L115 71H116V69L114 68L115 67V65H114V62H118V61H116L117 59H115L117 56H119L120 57V53H123L122 51L115 57V53H116V51L118 50L117 48L118 47H114V46H116V45H113V43H115V42H112V45L111 44H109V42H110V38L108 39V36H107V34H108V32H104V33H102L100 30H99V28H97V27H100V26H98V24H99V22L100 21H98L97 22V24H96V22L94 23L93 22V24H94V27L96 26V31L94 30V29H92V27L91 26H88V18L89 17H91L92 15H91V13H90V16H88V18L86 17V19H87V21H82V20H80V14L81 15H83V13H80L79 14V16H76V15H78V14H75V11H73V10H69L70 9V7L71 6H68L69 8H67L69 11H73L72 12V14L70 15L69 13H67L66 15L64 14V13H62V10H61V13H59V10H60V8H61V6H59L61 3H62V1L60 0V4L57 6V4H56ZM59 1V0H58ZM58 1H57V3H58ZM179 1V0H178ZM183 1V0H182ZM186 2H187V0H185ZM185 1H183V2H185ZM190 1V0H189ZM192 1H195V0H191L190 2H192ZM198 2H199V0H197ZM201 1V0H200ZM203 1V0H202ZM223 1H225V0H223ZM227 1V0H226ZM229 1V0H228ZM225 2V3H230L231 4V1H236V2H238L237 0H230V2ZM245 1V0H244ZM247 1V0H246ZM246 1H245V3H246ZM19 2V3H18ZM198 2H196L195 1V3H197V4H195L194 2H193V4H195V6H197L198 7V5H199V7H200V5L201 4H205L206 2H202L201 4H198ZM248 3H249V1H247ZM251 2H253V0L251 1ZM256 2H257V0H256ZM255 1H254V3H256ZM16 3H18V5L16 4ZM139 3V2H138ZM189 3V2H188ZM188 3H186V4H188ZM200 3V2H199ZM224 3V2H223ZM224 3V4H225ZM242 3H243V1H242ZM244 3V4H245ZM247 3V4H248ZM21 4V7L20 8H22V3H20ZM190 4V3H189ZM192 4V3H191ZM191 4H190V6H191ZM192 4V5H193ZM230 4H227V5H230ZM233 4H235V3H233ZM237 4V3H236ZM235 4V5H236ZM239 4V3H238ZM237 4V5H238ZM241 4V3H240ZM239 4V5H240ZM243 4V5H244ZM246 4V5H247ZM252 4V3H251ZM261 4V3H260ZM62 5V4H61ZM206 5V4H205ZM242 5V4H241ZM240 5V6H241ZM243 5L240 7V8H236L235 10H236V14L239 16V14L238 13H240V15L242 14L243 16H245V17H241L242 18V20H243V18L244 19H248L249 17H247L246 15H245V13H248V10H247V8H244L243 7ZM246 5H244V6H246ZM256 5V4H255ZM257 5H258V3H257ZM44 7L43 8H45V5H43ZM64 6V5H63ZM62 6V7H63ZM73 6V5H72ZM79 6H81V5H79ZM176 6V5H175ZM231 6L232 5H230V8H231ZM252 6H253V4H252ZM34 7V6H33ZM184 7V6H183ZM187 7V6H186ZM195 8V9H197L198 10V8ZM226 7V6H225ZM234 7V6H233ZM246 7H248V5L246 6ZM250 7H251V5H250ZM255 7V6H254ZM262 7H263V5H262ZM29 8V7H28ZM35 8V7H34ZM79 8V7H78ZM82 8H84L83 6H82ZM82 8H81V10L80 11H82ZM165 8H168V7H165ZM192 8H193V6L191 7V10H192ZM202 7H200V9H201ZM253 7H251V9H252ZM257 8H259V6L257 7ZM257 8H255L256 10H257ZM31 9H33V8H31ZM62 9V8H61ZM65 9H66V7H65ZM73 9V8H72ZM76 9V8H75ZM171 9V8H170ZM179 9V8H178ZM182 9V8H181ZM194 9V8H193ZM195 9L194 10H192L191 12L189 11H187L188 12V14L186 15H184V16H182V17H180V16H177V18H175L174 20L176 21L177 19H179V22L177 23V24H180V21H181V23L182 24H180L179 26L181 27H179L178 25H177V28L179 27V31L178 32H180V30L182 29V31L184 32V33H182V35L183 34H185L186 33V31H188L189 29H194V30H196L197 28H199L200 26H199V24L200 25H202L201 23H206L207 21H204V22H202L204 19H201L202 21L201 22H198V21H200V18H202L201 16H200V14H202L201 13V11L203 10V8H202V10L199 12V13H195V12H197V10L195 11ZM229 9V8H228ZM254 9V8H253ZM264 9V8H263ZM18 10V12L17 13H14L15 11H17ZM20 10V11H19ZM24 10H25V7H24ZM27 10H29V9H27ZM35 10V9H34ZM39 10V11H38ZM180 10V9H179ZM178 10V11H179ZM184 10H186V9H184ZM184 10H182V11H184ZM234 10V11H235ZM256 10H254V11H256ZM23 11V10H22ZM50 11H51V13H50ZM234 11H231V12H233L232 14L234 15ZM253 11V12H254ZM258 11V10H257ZM263 11V10H262ZM20 12V13H19ZM24 12V11H23ZM77 12V11H76ZM79 12V11H78ZM77 12V13H78ZM84 12V11H83ZM164 12H165V10H164ZM168 12V11H167ZM181 12V10L179 11V13ZM203 12V11H202ZM225 12H226V10H225ZM260 12H261V10H260ZM19 13V14H18ZM66 13V12H65ZM209 13V12H208ZM89 14V13H88ZM88 14H86V13H84V15H88ZM93 14V13H92ZM169 14L170 13H168V17H170L171 15H174L173 13L169 16ZM198 14H199V16H200V18H198L199 16H198ZM230 14V13H229ZM236 14H235V16H236ZM253 14V13H252ZM254 14H257V12L256 13H254ZM264 14V13H263ZM263 14H262V16H263ZM68 15H70L69 17H68ZM177 15V14H176ZM180 15H182V13L180 14ZM207 15V14H206ZM211 15H212V13H211ZM224 15H225V13H224ZM228 15V14H227ZM241 15V16H242ZM250 15H251V13H250ZM66 16V17H65ZM96 16V13L94 14V16L93 17H95ZM175 16V15H174ZM209 16V15H208ZM258 16H260V13H259V15ZM78 17V18H77ZM97 17H98V13H97ZM97 17H95V19H97ZM173 17V16H172ZM231 17V16H230ZM252 17V16H251ZM256 17V16H255ZM83 18H85V17H83ZM207 18V17H206ZM214 18V17H213ZM212 18V19H213ZM225 18V20L227 21V18H226V16L224 17ZM236 18V17H235ZM240 18V17H239ZM240 18V19H241ZM253 18V17H252ZM252 18H250V20L252 19ZM90 20L91 19H93L92 17L91 18H89ZM94 19V20H95ZM168 19H170V18H168ZM212 19H211V22H212ZM238 19V18H237ZM246 19V20H247ZM255 19V18H254ZM254 19H252L253 21H254ZM263 19H264V16H263ZM89 20V22L92 24V22ZM98 20V19H97ZM101 20V19H100ZM103 20V19H102ZM101 20V22H102V24H104V21H102ZM173 20V19H172ZM172 20H170V21H172ZM207 20V19H206ZM230 20H232L233 21V18L232 19H230ZM229 20V21H230ZM235 20V19H234ZM250 20H249V23H251V22H253V21H251L250 22ZM93 21V20H92ZM169 21V22H170ZM210 21V20H209ZM221 21V20H220ZM225 21V22H226ZM239 21V20H238ZM238 21H236L235 20V22L236 23H234V22H232V23H234V24H237V22ZM260 21V20H259ZM100 22V23H101ZM173 22V21H172ZM231 22V21H230ZM230 22L228 23V24H230ZM240 22V21H239ZM247 22V21H246ZM257 22V21H256ZM263 22V21H262ZM218 23V22H217ZM219 23H221V22H219ZM245 23V22H244ZM254 23V22H253ZM253 23H252V25H253ZM261 23V22H260ZM96 24V25H95ZM109 24V23H108ZM170 24H173V23H169V25ZM175 24V23H174ZM173 24V25H174ZM227 24V23H226ZM240 24V23H239ZM246 24V23H245ZM257 24V23H256ZM256 24H254V25H256ZM12 25H15V26H18V29H19V27L22 29V33L25 35L24 37L22 36L23 34L21 33V35H20V37H19V41L17 40V39H12V40H15V42L14 41H12L9 37L12 35V36H14V35H16V34H19V33H14L15 32V30H14V32H12V31H10L11 30V26ZM100 25V24H99ZM172 25V26H173ZM231 25V24H230ZM230 25H228V26H230ZM240 25H243V23L241 22V24ZM239 25V26H240ZM246 25H249L248 23L246 24ZM244 26L242 29L241 28H239L240 30L238 31V32H240V34L237 32V34H235L233 37L234 38H236V47L238 48V49H240V50H237V48L233 45V44H231V41H232V39H231V41H228L230 44V46H231V48L230 49H228L229 48V45L228 44H224V41L226 40V39H223V38H221V37H224L223 36V33L222 32H224V31H222L221 32V30H220V36L221 37H219V36H217L218 38H220V39H223V43L222 44H219L218 42V44H216V42H212V43H215L214 45L216 46L215 47V49L213 50V48H211L212 49V51L210 52V50L211 49H209V51H207V53L205 54V61L207 60V63L203 66H201V63H200V65H198L197 64V66H201V67H199V68H197L196 70H199L200 71V73H201V76H200V74H199V72H198V74H199V76H200V79H202L201 80V82H202V84H205L204 86H209L208 84H212V85H214V87L213 86H211L210 88H215V85H217L216 87V90H218V87L219 88H221V85H222V88H223V85H224V87H225V85L227 86L224 90H227V91H224L225 92V94H226V92H227V96L226 97H228L229 98V102H230V100H231V98L230 97H232L231 95L233 94V91L237 88V82H239V81H241L240 83H241V85H243V83H244V87H243V89H242V87H241V85H240V83H239V85H240V88L242 89L241 90V92L239 91L240 90V88L239 89H237L238 91H237V93L239 94V92L240 93H242L243 95H244V99H245V103L244 104H246L247 106H244V108L245 107H247V109L245 110V112H248V114L247 113H244V109H242V111H243V113L244 114H247V117H249V119H252V121L253 120H255L256 121V123L258 122V121H260L259 120V118L261 119L263 116L261 115V114H263L262 113V111L264 110V94H262V90L260 89L261 88V86L264 84L263 83V80H264V71H263V69H262V67L261 66H259V63L257 62V61H255V63H257V66H255V64L254 63H251V60H249L250 61V63L247 61V59H246V61H247V63H246V61H243V58H244V56L242 57V55H243V53H244V51L246 50V49H248L249 50V46L248 45H253V43H255L256 42V40H258L259 38H262L263 36L262 35H264V32L262 33L260 30L258 31V30H256L255 29V27L258 29V27L257 26H254V28H253V26L252 25H249V26ZM258 25V24H257ZM14 26V27H15ZM101 26H103V25H101ZM109 26V25H108ZM203 26V25H202ZM216 26V25H215ZM236 26H238V25H236ZM235 26V27H236ZM238 26V27H239ZM261 27H262V24L260 25ZM264 26V25H263ZM13 27V26H12ZM227 27V26H226ZM234 27V26H233ZM113 28V27H112ZM174 28H176V27H174ZM218 28V27H217ZM228 29H230L229 27H227ZM237 28V27H236ZM264 28V27H263ZM262 28V30H264ZM9 30L10 32H12V34L11 33H9V31L7 32V34L9 33V34H11V35H9V37H7V34H6V30ZM17 29V28H16ZM17 29V30H18ZM101 29V28H100ZM102 29H104L103 27H102ZM109 29V28H108ZM118 29V28H117ZM170 29V28H169ZM171 29L173 30V27H171ZM170 29V30H171ZM201 29H203V27L202 28H200V29H198V30H201ZM260 29V28H259ZM100 32H99V31ZM111 30V29H110ZM120 30V29H119ZM168 30V29H167ZM178 30V29H177ZM193 30V31H194ZM208 30V29H207ZM217 30V29H216ZM216 30L214 29V33L213 34H215V32H216ZM235 30V29H234ZM25 31V32H24ZM98 31V32H97ZM104 31H107L106 29L104 30ZM109 31V30H108ZM181 31V32H182ZM203 31V30H202ZM202 31H200V32H202ZM205 31H206V28H205ZM218 31H219V29H218ZM230 32H231V30H229ZM232 31H233V29H232ZM235 31H237V29L235 30ZM17 32H20V31H17ZM173 32V31H172ZM176 32V31H175ZM180 32V33H181ZM188 32H191V31H188ZM197 32H199V31H196V32H194L195 33V35L192 37L193 39H191L192 41L194 40L195 42L197 41V40H195V39H198V40H200L199 38H204V37H200L201 36V33H200V36H199V34L197 33ZM229 32V34H231ZM234 32V31H233ZM107 33V34H106ZM109 33H110V31H109ZM171 33V32H170ZM205 33V32H204ZM207 33V32H206ZM205 33V34H206ZM262 33V34H261ZM112 34V33H111ZM115 34V33H114ZM169 34V33H168ZM187 34V33H186ZM197 34H198V36H197ZM205 34H203V32H202V35H205ZM218 34V35H219ZM227 35H228V33H226ZM261 34V35H260ZM173 35V34H172ZM175 35H178V34H175ZM207 35V34H206ZM225 35V34H224ZM18 36V35H17ZM21 36H22V38H21ZM262 36V37H261ZM113 37V36H112ZM111 37V38H112ZM115 37V36H114ZM189 37V36H188ZM210 37V36H209ZM233 37H231V38H233ZM14 38V37H13ZM17 38V37H16ZM169 38V37H168ZM189 38H191V37H189ZM216 38V37H215ZM225 38H227V37H225ZM229 38V37H228ZM11 41H10V40ZM117 39V37H115V40ZM178 39V38H177ZM186 39H188L187 37H186ZM213 39V38H212ZM230 39V38H229ZM228 39V40H229ZM109 40V41H108ZM115 40H113V41H115ZM121 40V39H120ZM187 41V42H191L192 43V41ZM215 41H216V39H214ZM255 40V42H253ZM262 39H260V40H258V42L259 41H261ZM263 40H264V38H263ZM210 41V40H209ZM218 41L220 42H222V40H219L218 39ZM252 41V42H251ZM174 42V41H173ZM198 42V41H197ZM226 42V41H225ZM228 42H226V43H228ZM181 43V42H180ZM190 43V48H189V51H190V49H192V45L193 44H191ZM261 43H263V42H261ZM115 44H117V40H116V43ZM176 44V43H175ZM187 44V43H186ZM209 44H211L210 42H209ZM257 44V43H256ZM189 44H187V46H188ZM194 45H197L196 43L194 44ZM194 45H193V48H194ZM205 45V44H204ZM203 45V46H204ZM207 46V45H206ZM211 46V45H210ZM227 46H228V48H227ZM236 49L235 51H233L234 49H232L233 47ZM245 47V48H244ZM257 47H259V44H258V46ZM252 48H253V46H252ZM260 48H261V46H260ZM198 49V45H197V47H196V50ZM200 49H202V48H200ZM199 49V50H200ZM207 48H205L204 50H206ZM244 49V50H243ZM262 49H263V47H262ZM194 51L193 50V52H195V54L197 55V54H199V52L201 51H199V50H197L198 51V53H196L197 51ZM203 50V49H202ZM255 50V49H254ZM254 50H251V51H247V52H250L251 53V55H253V53H252V51H254ZM256 50H257V48H256ZM264 50V49H263ZM236 51H238V52H236ZM240 51H241V54H240ZM243 51V52H242ZM118 52V51H117ZM192 52V50L190 51V55L191 56H193L192 54H193V52ZM204 52V51H203ZM247 52H245V53H247ZM261 52V51H260ZM259 52V53H260ZM249 53V54H250ZM256 53V52H255ZM263 53V52H262ZM194 54V55H195ZM202 53L200 52V55H201ZM248 54V53H247ZM246 54V55H247ZM261 54V53H260ZM264 54V53H263ZM123 55V54H122ZM196 55H195V58H196ZM245 55V56H246ZM250 55V56H251ZM262 55V54H261ZM163 56V55H162ZM161 56V57H162ZM190 56V57H191ZM198 56V55H197ZM202 56V55H201ZM255 56H257V55H255ZM149 57V56H148ZM257 57H260V55L259 56H257ZM256 57V58H257ZM262 57L264 58V55H262ZM118 58V57H117ZM198 58V57H197ZM248 58V57H247ZM249 58H252V57H249ZM255 58V59H256ZM120 59H121V57H120ZM149 59H150V57H149ZM166 59V58H165ZM189 59V58H188ZM193 59H194V57H193ZM201 59H202V57H201ZM200 59V60H201ZM202 59V60H203ZM259 59V58H258ZM260 59H261V57H260ZM198 60V59H197ZM200 60H198V62H200ZM201 60V61H202ZM254 60V59H253ZM252 60V61H253ZM62 62L63 63V61H67V63L66 64H64V65H67V66H64V67H68V63L70 62V65L74 62H76L75 64H74V66L76 65V68H78L79 70H83V71H87V72H89L88 71V69H90L91 71L90 72H93L92 74H93V76H92V74H91V76H90V73H88V75H86V72H85V76H88L87 78V80H86V83L84 82L85 81V79H84V81H83V83H85V84H83V83H79V82H77V81H80V79L82 80L83 78H79V80H77V78H73V80L74 79H76L75 81V86L77 85V83H79L78 85H80L79 87L78 86H76V87H78V88H75V86H74V88H72V84H73V81H72V83L71 82H66V80L67 79H65L67 76H69V75H67V74H69L70 72V70H73V68H72V66L70 67V68H72V69H70L69 71H68V69L69 68H67V71H65L66 70V68H65V70L60 66H58V63L59 62ZM121 61V60H120ZM161 61V60H160ZM196 61V60H195ZM194 61V62H195ZM162 62V61H161ZM197 62V63H198ZM263 62V61H262ZM121 63H122V61H121ZM149 63V62H148ZM203 63H204V61H203ZM264 63V62H263ZM113 64V65H112ZM116 65H117V63H115ZM160 64V63H159ZM193 64V63H192ZM60 65H62L63 66V64H61L60 63ZM121 65V64H120ZM262 65V64H261ZM158 66V65H157ZM195 67V66H194ZM260 67V68H259ZM164 68V67H163ZM78 69H76V70H78ZM120 69H122L121 67H120ZM168 69H169V67H168ZM114 70L112 71V72H114ZM119 70V69H118ZM117 70V71H118ZM123 70V69H122ZM125 70V69H124ZM186 70H188V69H186ZM82 71V72H83ZM133 71H134V69L132 70V73H133ZM136 71V70H135ZM68 72V73H67ZM120 72H122V71H120ZM120 72H119V76H120ZM124 72V71H123ZM122 72V73H123ZM162 72H164V71H162ZM161 72V73H162ZM81 72H79V75L80 76H78V77H81V75L83 74H80ZM104 73H107V74H104ZM140 73V72H139ZM167 73V72H166ZM196 73V72H195ZM71 74V73H70ZM103 74L105 75L104 77L106 78V79H104V80H101L100 78H102L103 79ZM115 76H116V74L115 73H113ZM134 74V73H133ZM137 74V73H136ZM164 74H165V72H164ZM168 74V73H167ZM75 75L77 76V72H76V74L74 73L73 74V76L75 77ZM84 75V74H83ZM113 75V76H114ZM122 75V74H121ZM124 75V74H123ZM139 75V74H138ZM163 75V74H162ZM162 75H160V76H162ZM72 76V75H71ZM72 76V77H73ZM89 76H90V78H89ZM110 76H111V74H110ZM135 76H137V75H135ZM167 76V75H166ZM198 76V75H197ZM196 76V77H197ZM63 77V78H62ZM70 77V76H69ZM72 77H70V79L72 78ZM83 77V76H82ZM123 77V76H122ZM159 77V76H158ZM163 77V76H162ZM68 78V77H67ZM117 78H119V77H117ZM157 78V77H156ZM125 79V78H124ZM155 79V78H154ZM241 79V80H240ZM243 79V80H242ZM249 79V80H248ZM252 81H254V82H252ZM53 81V83H51L52 81ZM69 80V79H68ZM99 80H101V85H99ZM108 80V79H107ZM106 80V81H107ZM111 80H113L112 78H111ZM110 79H109V87H111L110 86V81H111ZM119 80V79H118ZM120 82H121V84L124 82H122V79L120 78ZM156 80V79H155ZM157 80H159L158 78H157ZM167 80V79H166ZM69 81H71V80H69ZM104 81V82H103ZM114 81H115V79H114ZM114 81H112L113 83H115ZM160 81H161V78H160ZM164 81V80H163ZM249 81H251V82H249ZM261 83H260V82ZM81 82V81H80ZM120 82H119V84H120ZM127 82V81H126ZM155 82V81H154ZM257 82V83H256ZM50 83L52 84V85H50ZM113 83H111V85H113ZM117 84H118V81L116 82ZM115 83V87H116V84ZM152 83H153V81H152ZM158 83V82H157ZM160 83V82H159ZM158 83V84H159ZM260 83V84H259ZM105 84V83H104ZM118 84V85H119ZM124 84V83H123ZM125 84H129L128 82L127 83H125ZM153 84H155V85H157L156 83H153ZM152 84V85H153ZM164 84H165V82H164ZM221 84V85H220ZM48 85H50V87L51 88H48ZM155 85H154V87H155ZM161 85V84H160ZM160 85L158 86L159 88H160ZM173 85V84H172ZM238 85V86H239ZM114 86H112V87H114ZM126 86V85H125ZM124 85L123 86H121L120 85V87H125ZM129 86V85H128ZM174 86V85H173ZM202 87H200V93H202L201 92V89L203 88V85H201ZM264 86V85H263ZM61 87H62V85H61ZM108 87V88H109ZM119 87V86H118ZM118 87H116V89H120V88H118ZM172 87V86H171ZM234 87H236V88H234ZM56 88V87H55ZM53 89L52 91H54V90H56V89ZM126 88V87H125ZM124 88V89H125ZM129 88V87H128ZM153 87H151V88H147V89H152ZM157 87H155V89H156ZM159 88H157V89H159ZM208 88V87H207ZM124 89H122L123 90V92L122 93H124ZM147 89H145V91L147 90ZM154 89V88H153ZM152 89V90H153ZM162 86H161V91H162ZM209 89V88H208ZM234 89V90H233ZM263 89V88H262ZM105 91V93H101V92H103V91ZM144 89H142V91H143ZM150 90H148V91H150ZM204 90H205V88H204ZM207 90V89H206ZM211 90H214V89H211ZM209 91V92H213V91ZM68 93H67V92ZM113 91V92H112ZM156 91V90H155ZM155 91H153V92H155ZM169 91V90H168ZM222 91V90H221ZM236 91V90H235ZM125 92H127V90L125 91ZM207 92V91H206ZM208 92V95L210 94ZM55 93V94H54ZM101 93V94H100ZM142 93V92H141ZM157 93V92H156ZM155 93V94H156ZM159 93H160V90H159ZM158 93V94H159ZM203 93H205V92H203ZM219 93L221 94V95H219ZM222 93H223V91H222ZM222 93L220 92V91H218V92H216L215 90H214V93H212L211 94V99H212V97L214 98V99H218V101H220L221 99H223L224 101H225V99H226V97H225V99H224V97H222V96H224V95H222ZM107 94H109V93H107ZM131 93H128V94H123V95H121V99H122V101L120 100V102H122L121 104H123L124 103V105L126 106V110L123 108V110L121 109L120 110V108L118 107V106H121V105H118L117 107V109H119L118 110V114L119 113H122L121 111H127V110H133V108L131 109L130 108V104H131V102H133V101H131L132 99H131V96L132 95H130ZM137 94V93H136ZM139 94V93H138ZM149 94H151V92H149L148 94H146V95H149ZM153 94V93H152ZM160 94H162L163 95V92H161ZM159 94V95H160ZM207 94V93H206ZM205 94V95H206ZM234 94H236L235 92H234ZM60 95V94H59ZM101 95V96H100ZM106 95V94H105ZM115 95V97L116 98H118V96H116ZM141 95V94H140ZM154 95V94H153ZM153 95H152V97H153ZM205 95H204V98H207V97H205ZM208 95H206V96H208ZM243 95L241 96V97H243ZM106 96H108L107 98L105 97V99L106 100H101V101H103L102 103L103 104H105V102L107 101V100H109V95H106ZM149 96H151V95H149ZM148 96V97H149ZM157 96V95H156ZM236 96V95H235ZM238 96V95H237ZM240 96V95H239ZM67 97V96H66ZM67 97V98H68ZM104 97V96H103ZM111 97V96H110ZM113 97V96H112ZM114 97V98H115ZM133 97H134V95H133ZM147 97V96H146ZM154 97H155V95H154ZM160 97V96H159ZM163 97V96H162ZM174 97V96H173ZM175 97H176V95H175ZM177 97H179V96H177ZM184 97V96H183ZM203 97V96H202ZM208 97H210V96H208ZM222 97V98H221ZM69 98H68V101H69ZM114 98H112V99H114ZM116 98H115V100H116ZM135 98H136V96H135ZM143 98V97H142ZM156 98H158V97H156ZM155 98V99H156ZM168 98V97H167ZM199 98V97H198ZM219 98H221V99H219ZM239 98V97H238ZM82 99H80V100H82ZM102 99V98H101ZM111 99V100H112ZM138 99H140V98H138ZM155 99H154V101H155ZM161 98H159V100H160ZM174 100H177V99H175V98H173ZM179 100H180V98H178ZM211 99H205V100H211ZM214 99H212V100H214ZM236 99V98H235ZM244 99H243V101H244ZM79 100V101H80ZM118 101H119V98L117 99ZM137 100V99H136ZM141 100V99H140ZM167 100V99H166ZM171 101H172V99H170ZM199 100V99H198ZM238 100V99H237ZM239 100H241V99H239ZM66 101H67V99H66ZM71 101H74L73 99H71ZM78 101V100H77ZM81 102V105H83L85 102ZM90 101V100H89ZM100 101V100H99ZM98 101V102H99ZM110 101V100H109ZM131 101V102H130ZM139 101V100H138ZM138 101H136V102H138ZM168 101V100H167ZM215 102H216V100H214ZM218 101L216 102V104H220L221 103V101L218 103ZM235 101V100H234ZM87 102V101H86ZM91 102V101H90ZM91 102V104H93ZM95 102V101H94ZM98 102L96 103V106H95V104H94V106L95 107H97V105H98ZM108 102V101H107ZM106 102V103H107ZM130 102V103H129ZM153 102V101H152ZM162 102V101H161ZM164 102H165V99H164ZM169 102V101H168ZM177 102V101H176ZM179 102V101H178ZM197 102V101H196ZM201 102V101H200ZM207 102V101H206ZM212 102V105H213V101H210V103ZM226 102V101H225ZM225 102H223L222 101V103H224V105H225ZM233 102V101H232ZM241 102V101H240ZM74 103V102H73ZM83 103V104H82ZM101 103V104H102ZM114 103H116L115 101H114ZM114 103H112L114 106H116ZM118 103V102H117ZM135 103V102H134ZM134 103H132L131 104V106L132 105H134ZM157 102L155 101V104H156ZM159 103V102H158ZM187 103V102H186ZM208 103V102H207ZM243 103V102H242ZM75 104V103H74ZM76 104H78V102H76ZM75 104V105H76ZM86 104V103H85ZM100 104V103H99ZM101 104H100V107H98L99 109L101 108ZM103 104H102V107H103ZM111 104V105H112ZM119 104V103H118ZM127 104H129V106H127ZM166 104H168V103H166ZM165 104V105H166ZM181 104V103H180ZM226 104H227V102H226ZM228 104H230V103H228ZM81 105L79 106L80 108H81ZM88 105V104H87ZM87 105H86V107H84L83 106V110L85 111V112H82L83 114H85L86 112L88 113V112H90V113H95L96 115L97 114H99V113H101L102 111H99V109L98 110H96V108L95 107H92L93 105H90V107H91V109L89 108V110H91V111H87V109L85 110V108H87ZM106 105H108V104H106ZM106 105H104V107L106 106ZM111 105H108V106H111ZM124 105H122V106H124ZM186 105V104H185ZM184 105V106H185ZM208 105V104H207ZM206 105V106H207ZM210 105V104H209ZM224 105H223V108H224ZM234 106H236L235 104H233ZM71 106V105H70ZM73 106V105H72ZM108 106H106L107 107V109H108ZM124 106V107H125ZM137 106V105H136ZM135 106V107H136ZM168 105H166V107H167ZM170 106V105H169ZM175 106V105H174ZM178 106V105H177ZM216 106V105H215ZM218 106V105H217ZM220 106V105H219ZM238 106L240 107L241 105L240 104H238ZM243 106V105H242ZM106 107L105 108H103L104 110H106L107 111V113L109 114V113H111L112 111H113V109H111V112H108L109 110H107L106 109ZM130 109H129V108ZM134 107V106H133ZM202 107V106H201ZM205 107V106H204ZM211 107V106H210ZM222 107V105L220 106V108ZM225 107H228V106H226L225 105ZM79 108V109H80ZM109 108H111V107H109ZM113 108V107H112ZM195 108H197V106H195ZM215 107H213V110H215L214 109ZM217 109H219L218 107H216ZM103 109H100V110H103ZM136 109H138V108H136ZM202 109V108H201ZM206 109H207V107H206ZM225 109H227V108H225ZM230 109V108H229ZM229 109H228V111H229ZM236 109V108H235ZM235 109H233V107H232V110H235ZM238 109V108H237ZM75 110H78V108H75ZM81 110V109H80ZM96 110V111H95ZM103 110V111H104ZM116 110V108L114 109V111ZM165 110V109H164ZM193 110V109H192ZM197 111L199 110V109H196ZM209 112H208V116L211 118V119H216V118H218V117H216V116H218L217 114L220 112V111H218V113L215 115V113L217 112V110L216 111H213L212 110V108H210V109H207ZM222 110V109H221ZM224 110V109H223ZM82 111V110H81ZM94 111V112H93ZM106 111L104 112V113H106ZM138 111V110H137ZM136 111V112H137ZM195 111V110H194ZM231 111V110H230ZM236 111L238 112V110H235V112H230L231 114H234V113H236ZM242 111H240L239 113H242ZM73 112V111H72ZM76 112V111H75ZM78 112V111H77ZM97 112V113H96ZM99 112V113H98ZM125 112H123L124 114H125ZM134 112V111H133ZM133 112H131V113H133ZM135 112V113H136ZM173 112V111H172ZM200 114H201V112L200 111H198ZM203 112H204V110H203ZM74 113V112H73ZM90 113H89V115H90ZM103 113V112H102ZM113 113V112H112ZM129 113V112H128ZM131 113H129L128 115H130ZM135 113H134V116H135ZM195 113H197L196 111H195ZM194 113V114H195ZM223 113H225L226 115H227V112L226 111H223V112H221V114L223 115ZM78 114V113H77ZM83 114H81V116L83 115ZM94 114V115H95ZM115 114V113H114ZM123 114V115H124ZM144 114V113H143ZM193 114V113H192ZM224 114V115H225ZM231 114H229V116L231 115ZM24 115H26V116H24ZM80 115V114H79ZM78 115V116H79ZM89 115L87 116V117H89ZM92 115V114H91ZM95 115V116H96ZM113 115V114H112ZM123 115H120V116H123ZM173 115V114H172ZM223 115V116H224ZM225 115V116H226ZM235 115V114H234ZM233 115V116H234ZM24 116V117H23ZM75 116H77V115H75ZM75 116H73V117H75ZM77 116V117H78ZM80 116V118H81V120H82V117ZM86 116H84L85 118H86ZM99 116L101 117V115L99 114ZM113 116H115V115H113ZM118 116V115H117ZM116 116V117H117ZM120 116H118V117H120ZM132 116V115H131ZM144 116V115H143ZM148 116V115H147ZM158 116V115H157ZM195 116V115H194ZM220 116V115H219ZM236 116V115H235ZM240 116V119L241 118H245V119H242V120H239V117ZM242 115H239L238 114V117H237V119L240 121V123H239V121L238 120H236L235 122H237L238 121V123H237V127H238V129H240L241 131H242V133L244 134L245 133V136H248V138L250 139V142H248V144H246L245 143V145H248V146H245L244 147V145H242L241 147L239 146V145H237L236 143V141L234 140V130H236V128H232V129H234V130H232L231 129V132L230 131H227V130H225L224 128H222L221 127V130H219L218 132H220V134H223L224 136L223 137H226V141L225 142H218V140H217V145L215 144L216 143V141L212 144V145H215V147L217 148V151L216 150H214V152H216V154L218 155V157L216 158H214V160L216 159L217 161V166H215L216 168L218 167V169H221V171L223 172V173H225V175H226V178H227V182H229L232 186H230V184L228 185L229 187H231L230 189H233V188H235L236 190H238V192L237 193H239V195L238 196H235V194H237V193H235L236 192V190H235V192H232L233 190H231V191H229L228 190V192H229V195H230V192H232V193H234L233 194V197L231 198L230 196H232V195H230V196H228V192H227V195H225L226 194V191L224 192V194H223V192H222V194L224 195V197H219L220 199H218V200H220V201H218L217 200V202H215L213 205H215L214 207H213V205H212V207H213V209H212V211L214 210V208H215V210L213 211V214H215V220H216V229L218 230V233H222L221 235L223 236V237H225L227 240H231L232 238V241L235 239V236H239V237H245V238H247L246 239V241L248 240V241H250L251 243H249L250 245L248 246V247H245L246 245H248L247 243H245V241H242V239L240 238H237V239H239V242H240V240H241V242L240 243H245V246L244 247H242L241 248V254L243 253V252H245V254H242V255H247V257L248 256H253V257H250L251 259L250 260H253V261H256V263L257 264H259L260 262H258L257 261V258H260V257H258L259 255H264V208H262V206L260 205V202H261V204H262V199H260V197L258 196V195H262L261 193L260 194H258V195H255V197L256 196H258V197H252L251 195L252 194H256V192L258 193V192H261V191H259V189H260V187L261 186H263L262 187V189H260V190H264V183H262V182H264V179H262L261 180V184H259L257 181H255V180H258L259 179V177H257L256 175V177L258 178V179H256L255 178V176H254V178H255V180H253L252 178V180H253V183H255V185L253 186V183H252V185L250 184V186H251V188H248V186L246 185L247 183H245V181H244V179L243 178H246L245 176H247L248 177V175H250L251 173H254L253 171L251 172V170H253L252 168H250L249 169V163H250V165L252 164L251 162L252 161H254V163H256V161H257V163L258 164H261V166L259 167V169H261V171L262 170H264V136L262 135V133H261V135L260 136H258L256 133H257V131H256V133H254V134H252V132H251V130L249 129V127L247 126L248 125V119H246L247 117H241ZM245 116V115H244ZM262 116V117H261ZM45 117V118H48V117H50V119L52 118V120H50V121H52V122H50L49 121V119H44L43 120V118ZM76 117V118H77ZM99 117V118H100ZM104 117H106V116H104ZM108 117V116H107ZM115 117V118H116ZM145 117V116H144ZM178 117V116H177ZM200 117V116H199ZM199 117H197V115H196V118L195 119H197V118H199ZM227 117V116H226ZM39 118H41L42 119V121H41V119H39ZM90 118V117H89ZM95 119H97L98 118V116H97V118L96 117H94ZM99 118H98V120H99ZM121 118V117H120ZM133 118V117H132ZM135 118V117H134ZM133 118V119H134ZM173 118H174V116H173ZM191 118H193V116H191ZM220 118V117H219ZM228 118V117H227ZM227 118H225V119H227ZM234 118V117H233ZM236 118V117H235ZM71 119L72 120H74L73 122H74V128H75V126L77 127V128H75V129H73L71 126V124H72V122H71ZM101 119V118H100ZM118 119V118H117ZM122 119H123V117H122ZM129 119V118H128ZM131 119V118H130ZM145 119V118H144ZM207 119H208V117H207ZM223 118H220V120H222ZM47 120H48V122H50V123H45V121L47 122ZM86 120V119H85ZM98 120H97V122H98ZM104 120V119H103ZM106 120V119H105ZM116 120V119H115ZM120 120V119H119ZM192 120V119H191ZM194 120V119H193ZM219 120V121H220ZM231 120V119H230ZM262 120H264V117L262 118ZM113 121V120H112ZM129 121H131V120H129ZM135 121V120H134ZM146 121H147V118H146ZM197 121H199V120H197ZM208 121H210V119L208 120ZM213 120H211V122H212ZM250 121V120H249ZM44 122V123H43ZM96 122V121H95ZM95 122H93L94 124H95ZM104 122V121H103ZM109 122V121H108ZM116 122V121H115ZM119 122L120 121H118V122H116V123H118V125H119ZM123 122V121H122ZM126 121H124V123H125ZM174 122V121H173ZM203 122V121H202ZM217 122V121H216ZM223 122V121H222ZM227 122V121H226ZM229 122H231V121H229ZM228 122V123H229ZM71 123V124H70ZM82 123H83V121H82ZM87 123V122H86ZM92 123V124H93ZM99 123V122H98ZM110 123V122H109ZM116 123H114V124H116ZM210 123V122H209ZM220 123V122H219ZM258 123H260V122H258ZM262 123V122H261ZM64 124L66 125V124H69L68 126H69V128L71 127V129L69 130V128L67 129L65 126H64ZM91 124V125H92ZM97 124V123H96ZM100 124H102V122L100 123ZM114 124H113V127H119V126H114ZM133 124V123H132ZM195 124H197V123H195ZM203 124V123H202ZM222 124V123H221ZM220 124V125H221ZM226 124V123H225ZM225 124H223L224 125V127L226 126ZM263 124V123H262ZM88 125V124H87ZM104 125H105V123H104ZM103 125V126H104ZM137 125V124H136ZM187 125V124H186ZM200 125V124H199ZM229 125V124H228ZM233 125H234V123H233ZM254 125H255V123H254ZM47 126V127H46ZM96 126H98L99 127V124L98 125H96ZM102 126V125H101ZM106 126V125H105ZM107 126H109V124L107 125ZM124 126V125H123ZM188 126H189V122H188ZM187 126V127H188ZM211 126H214V125H211ZM50 128V132L49 131H46V132H49V133H53V135H52V133L50 134V136H47V135H45V137H44V135H43V133H44V131L45 130H48L49 128ZM66 128V130L64 129V128ZM111 126H109V128H110ZM121 127V126H120ZM191 127H193V126H191ZM203 127V126H202ZM208 127V126H207ZM226 127H228L227 129H229V126H226ZM225 127V128H226ZM230 127H232V126H230ZM234 127V126H233ZM235 127H236V123H235ZM264 127V126H263ZM46 128V129H45ZM84 128V127H83ZM82 128V129H83ZM100 128V127H99ZM105 128V127H104ZM107 128V127H106ZM112 128V127H111ZM110 128V129H111ZM115 128H112V130H114ZM131 128V127H130ZM164 128V127H163ZM198 128V127H197ZM213 128H215V127H213ZM256 128V127H255ZM45 129V130H44ZM87 129H88V127H87ZM98 129V128H97ZM132 129V128H131ZM141 129V128H140ZM143 129V128H142ZM168 129V128H167ZM188 129H190V127L188 128ZM195 129V128H194ZM193 129V130H194ZM207 129H209V128H207ZM73 130H75V131H73ZM90 130V129H89ZM93 130V129H92ZM102 130V129H101ZM109 130V129H108ZM117 130H118V128H117ZM117 130H115V131H117ZM121 130V129H120ZM162 130V129H161ZM193 130H192V133L194 134V132H196V131H194L193 132ZM240 130H238V131H240ZM63 131H62V133H63ZM84 131V130H83ZM103 131V130H102ZM104 131H105V129H104ZM107 131V130H106ZM111 131V130H110ZM123 131V130H122ZM128 131V130H127ZM137 131H138V127H137ZM147 131V130H146ZM164 131V130H163ZM188 131V130H187ZM186 131V132H187ZM207 131V130H206ZM210 131V130H209ZM226 131L227 132H230L231 134H233V136H231V134H229V133H226ZM232 131H234L233 133H232ZM241 131L239 132V134H241ZM255 131V130H254ZM45 132V134H47ZM94 132V131H93ZM98 132V131H97ZM130 132H132V130L131 131H128V133H130ZM143 132H145V131H143ZM158 132V131H157ZM185 132V133H186ZM189 133H191L190 131H188ZM205 132V131H204ZM260 132V131H259ZM55 133V134H54ZM68 133H70V132H68ZM85 133V132H84ZM104 133V132H103ZM102 132H101V134H103ZM106 133V132H105ZM108 133V132H107ZM111 133V135H112V131L110 132ZM110 133H108V135H110ZM123 133V132H122ZM145 133H147V132H145ZM144 133V134H145ZM150 133V132H149ZM160 132H158V134H159ZM168 133V132H167ZM208 133V132H207ZM206 133V134H207ZM211 133H212V131H211ZM214 133V132H213ZM225 133H226V135H225ZM72 134V133H71ZM76 134V133H75ZM74 134V135H75ZM80 134H82V133H80ZM89 134V133H88ZM87 134V135H88ZM91 134H92V132H91ZM90 134V135H91ZM99 134V133H98ZM100 134V135H101ZM121 134V133H120ZM124 134V133H123ZM130 134H132V133H130ZM143 134V133H142ZM154 134V133H153ZM161 134V133H160ZM163 134V133H162ZM164 134H165V132H164ZM188 134V133H187ZM209 134V133H208ZM208 134H207V136H208ZM219 134V135H220ZM243 134H241L242 136H244ZM257 136H256V135ZM49 135V134H48ZM90 135H88V136H90ZM94 135H96V132H95V134ZM108 135H106L107 136V138H105L106 140L108 139ZM113 135H118L117 133L116 134H113ZM128 135V134H127ZM156 135V134H155ZM188 135H190V134H188ZM196 135V134H195ZM218 135V134H217ZM240 135V136H241ZM71 136V135H70ZM85 136V135H84ZM93 136V135H92ZM91 136V137H92ZM102 136H104V137H106L104 134L102 135ZM121 135H119V136H117V137H120ZM144 136V135H143ZM221 136V135H220ZM239 136V137H240ZM263 138H262V137ZM72 137V136H71ZM85 137H87V136H85ZM95 137V136H94ZM98 137V136H97ZM101 137V136H100ZM131 137V136H130ZM129 137V138H130ZM139 137L140 138H142L140 135H139ZM146 137V136H145ZM148 137V136H147ZM157 137H158V135H157ZM162 137H164V136H162ZM162 137H161V139H160V144H162L161 143V140H162ZM171 137V136H170ZM190 137H194V136H192V134H191V136ZM227 137H228V140H227ZM233 137V138H232ZM238 137V138H239ZM44 138H46V139H44ZM89 138V137H88ZM88 138H86V140H88ZM103 137H101V139H102ZM125 138V137H124ZM153 139H154V136L152 137ZM172 138V137H171ZM189 138V137H188ZM210 138V137H209ZM208 138V139H209ZM218 138H219V140L221 139L219 136H218ZM229 138L231 139V140H229ZM242 138V137H241ZM241 138H239L238 140H240ZM247 138V140H249ZM262 138V139H261ZM76 139V140H77ZM85 139V138H84ZM95 139H97L96 137L94 138V140ZM101 140V141H103L104 142V144H106L105 143V141L106 140ZM112 139H114V137L112 138ZM112 139H110V137H109V139L108 140H111L112 142H113V140ZM115 139H116V136H115ZM126 140L128 139V138H125ZM125 139H124V141H125ZM137 139V138H136ZM150 139V138H149ZM159 139V138H158ZM165 139V138H164ZM166 139H167V137H166ZM198 139V138H197ZM224 139V138H223ZM99 140H100V138H99ZM107 140V141H108ZM116 140H118V139H116ZM123 140V139H122ZM138 140V139H137ZM168 140V139H167ZM166 140V141H167ZM170 140V139H169ZM173 140V139H172ZM199 140H200V138H199ZM203 139H201V141H202ZM214 140H216V139H214ZM213 139H211V141H214ZM237 140V141H238ZM242 140V139H241ZM243 140H244V138H243ZM97 141V140H96ZM95 141V142H96ZM101 141L99 142V143H101ZM119 141V140H118ZM128 141V140H127ZM141 141V140H140ZM146 141H148L147 140V138H146ZM145 141V142H146ZM156 141V140H155ZM155 141L153 142V144L154 145H151V147H156V143H155ZM163 141V140H162ZM206 141V140H205ZM223 141V140H222ZM228 141V142H227ZM245 141V140H244ZM102 142V143H103ZM112 142H111V144H112ZM120 142H122V141H120ZM143 142H144V140H143ZM150 142V141H149ZM157 142V141H156ZM158 142H159V140H158ZM190 142H192V144H191V147H190V149H188V151H187V155H188V158H190V164H189V169H191L192 171L190 172V170H189V173H192V178H193V180H194V183H196L197 185H195V187L197 186V188L198 187H202L204 190V193H205V191H206V189H207V192H208V189L210 188L209 186H210V184L212 185V187H214V190H216V194H217V189H218V191H220L221 189L219 188V180L217 181V179H216V176H218V175H216V173H215V171H213V169H216V168H213V166L214 165H212V164H216V162H214V163H212V161H211V164L209 163L210 161H209V158L207 157V159H208V161L206 160V158H205V153L203 154V152H204V150H202L203 148H204V146H205V144H203V148L201 147V146H199L198 144L199 143H197V140L196 139H194V138H190ZM200 142V141H199ZM238 142H240L241 143V141H238ZM258 142H259V144L261 143V145H259L258 144ZM94 143V142H93ZM97 143V142H96ZM109 144H110V142H108ZM113 143H116V142H113ZM128 143H130L129 141H128ZM137 143V142H136ZM136 143L134 142V144L136 145ZM139 143V142H138ZM140 143H142V142H140ZM207 143H209L210 144V142H207ZM75 144L77 145V144H79V145H77L76 147L77 148H79L78 150L74 147L75 146ZM104 144H102V145H104ZM149 144H151V143H149ZM148 144V145H149ZM168 144V143H167ZM166 144V145H167ZM187 144V143H186ZM190 144V143H189ZM208 144V145H209ZM224 144V145H223ZM239 144V143H238ZM85 145V146H86ZM97 145H98V143H97ZM101 144H99V146H100ZM115 145H117V144H115ZM114 144H113V149H112V147L110 148V146H107L105 149L107 150V148L109 147L110 148V150H111V152H112V150H114V148H116L115 150H117L118 151V148L117 147H114L115 146ZM118 145H119V143H118ZM165 145V146H166ZM184 145V144H183ZM201 145V144H200ZM212 145H210V146H207V148L208 147H211ZM80 146V147H79ZM86 146V147H87ZM95 146V145H94ZM120 146V145H119ZM129 146H130V144H129ZM128 146V147H129ZM140 146H143V147H145L144 146V144L143 145H140ZM172 146V145H171ZM259 146V147H258ZM96 147V146H95ZM94 147V148H95ZM105 147V145L104 146H102V148H104ZM133 147V146H132ZM135 147V146H134ZM147 147V146H146ZM73 148H75L74 149V154H73V152H72V154H71V152H69L70 151V149H73ZM101 147H98V149H100ZM142 148V147H141ZM164 148V147H163ZM186 148V147H185ZM240 148V149H239ZM261 148V149H260ZM97 149V150H98ZM131 149V148H130ZM138 149V148H137ZM167 149V148H166ZM170 149H171V147H170ZM215 149V148H214ZM69 150V151H68ZM77 150V151H76ZM96 149H95V151H97ZM104 150V149H103ZM102 150V151H103ZM106 150H105V152H106ZM109 150V149H108ZM109 150V151H110ZM114 150V151H115ZM144 150H145V148H144ZM157 150H160V148L158 149H156V151ZM178 150V149H177ZM209 150V149H208ZM207 150V151H208ZM73 151V150H72ZM86 151V152H87ZM114 151H113V153H114ZM123 152L120 148H119V152ZM136 151H138V150H136ZM135 151V152H136ZM142 151V150H141ZM160 151H162V150H160ZM160 151L158 152L159 154H160ZM166 151V150H165ZM180 151V150H179ZM258 151H260V152H258ZM49 152H52L51 154L53 155V157H52V155L49 153ZM55 152V153H54ZM98 152H99V150H98ZM119 152H117V153H119ZM120 152V153H121ZM144 152V151H143ZM146 152V151H145ZM206 152V151H205ZM229 152H231V155H230V153ZM51 155V157L52 158H54L53 159V161L51 160V163H47V162H50V159H52L50 156H49V154ZM80 153H82V152H79V154ZM95 153V152H94ZM112 153V154H113ZM138 153H139V151H138ZM162 153H164V152H162ZM182 153V152H181ZM185 153V155H186V152L184 151L183 152V154ZM213 153V152H212ZM234 153H235V155H234ZM48 154V156L50 157H48L49 159H47V160H45L46 158H44V156L45 155H47ZM65 154H66V156H65ZM71 154V155H70ZM89 154H91V153H89ZM88 154V155H89ZM98 154V153H97ZM100 154V153H99ZM116 154V153H115ZM146 154V153H145ZM149 154H150V152H149ZM154 154V153H153ZM152 154V155H153ZM179 154V153H178ZM210 154V153H209ZM259 154V161H260V163H259V161H258V159H255L254 160V158L255 157H257V155ZM103 155V154H102ZM109 156H110V154H108ZM107 155V156H108ZM122 155L123 154H121V157H122ZM206 155H208V154H206ZM213 155V154H212ZM260 155H261V157H260ZM78 156V155H77ZM94 156H95V154H94ZM97 156V155H96ZM95 156V157H96ZM115 156L117 157V155H114V162L116 161L117 162V160H115ZM147 156V155H146ZM153 156H155V155H153ZM157 156V155H156ZM159 156V155H158ZM171 156V155H170ZM182 156H184V155H182ZM71 157V158H70ZM87 157H89V156H87ZM92 157V156H91ZM113 157V156H112ZM149 157V156H148ZM150 157H151V155H150ZM162 157V156H161ZM160 157V158H161ZM178 157V156H177ZM78 158H79V156H78ZM80 158V159H81ZM102 158H103V156H102ZM119 158V157H118ZM123 158H124V156H123ZM122 158V159H123ZM126 158V157H125ZM144 158V157H143ZM147 158V157H146ZM156 158V157H155ZM166 158H168V157H166ZM67 159V158H66ZM66 159H64V160H66ZM104 159V158H103ZM117 159V158H116ZM121 158L119 159V162L122 160ZM139 159V158H138ZM145 159V158H144ZM144 159H143V161H144ZM157 159V158H156ZM159 159V158H158ZM183 159H185V158H183ZM253 159V160H252ZM49 160V161H48ZM68 160V161H69ZM89 160H90V157H89ZM97 160V159H96ZM127 160H128V158H127ZM126 160V163L128 162ZM2 161V162H1ZM47 161V162H46ZM60 161V160H59ZM62 161V160H61ZM71 161V160H70ZM72 161L71 162H68L69 163V165H71V167H73V168H77V167H74L73 165H72ZM93 160H91V162H92ZM100 161V160H99ZM104 161H106V160H104ZM108 162H107V164L109 165V160H107ZM110 161H111V158H110ZM124 161V160H123ZM137 161H140V160H137ZM136 161V162H137ZM251 161V162H250ZM53 162V163H52ZM57 162V161H56ZM64 162H66V161H63V163ZM94 162V161H93ZM100 162H102V165L100 166H98V164H96L98 167H95L94 169H105L106 170V168L108 167V165L107 164H103V161H100ZM115 162V163H116ZM118 162V163H119ZM122 162V161H121ZM134 162H135V160H134ZM149 162V161H148ZM167 162V161H166ZM187 162V161H186ZM2 163V164H1ZM60 162H58V164H59ZM62 162H61V164H63ZM67 162L65 163L66 164V166L65 167H67V164H68ZM85 163V164H84ZM87 163V164H86ZM90 163V162H89ZM111 163V162H110ZM125 163V162H124ZM125 163V164H126ZM129 163H131V160H130V162ZM137 163H139V162H137ZM141 163V162H140ZM153 163V162H152ZM254 163L252 164V165H254ZM257 163L255 164L256 165V167H257ZM61 164H59V165H61ZM91 164V163H90ZM100 164V163H99ZM121 164V163H120ZM146 163H144V166H146L145 165ZM3 165V166H2ZM93 165H95V163H93ZM111 166L109 167V168H111V170H113V163L112 164H110ZM116 165H117V163H116ZM116 165H114V166H116ZM127 165V164H126ZM125 165V168L126 167H128V166H130V165H128V166H126ZM133 165H134V163H133ZM132 165V166H133ZM138 165V164H137ZM140 165V164H139ZM148 165H149V163H148ZM150 165H151V163H150ZM155 165V164H154ZM159 165H161V164H159ZM182 165V164H181ZM251 165V166H252ZM16 166V167H15ZM63 166V165H62ZM118 166V165H117ZM123 166H124V164H123ZM123 166H122V168H123ZM250 166V167H251ZM259 166V165H258ZM59 167V166H58ZM69 167V166H68ZM71 167H70V170H71ZM87 167H89V166H86V168H84V169H87ZM91 167H92V165H91ZM90 167V168H91ZM154 167V166H153ZM161 167V166H160ZM160 167H157L156 166V168L157 169H160ZM176 167V166H175ZM2 168V169H3ZM59 168H61V167H59ZM59 168H57V169H59ZM64 168V166L61 168V169H63ZM79 168V169H80ZM108 168V169H109ZM119 168H120V166H119ZM131 168V167H130ZM136 168H138L137 166H136ZM147 168H149V167H147ZM150 168H152L151 166H150ZM155 167L153 168V169H156ZM161 168H163V167H161ZM181 168V167H180ZM187 168V167H186ZM45 169V170H44ZM65 169V168H64ZM69 169V168H68ZM121 169V168H120ZM132 169V168H131ZM135 169V168H134ZM141 169H143V168H141ZM146 169V168H145ZM212 169V170H211ZM23 170H21V172L23 173ZM101 170V171H102ZM256 170V169H255ZM258 170V169H257ZM45 171V172H44ZM57 171V170H56ZM67 171V170H66ZM131 171V170H130ZM20 172V171H19ZM27 172H28V174H27ZM48 172V171H47ZM99 172V171H98ZM97 171H96V176H97V173H98ZM108 172V171H107ZM113 172V171H112ZM149 172V174H150V171H148ZM152 172V171H151ZM160 172H161V170H160ZM220 172V170H218V173ZM1 173V172H0ZM3 173V172H2ZM17 173H18V171H17ZM48 173H50V172H48ZM59 173V172H58ZM62 173V172H61ZM60 173V174H61ZM67 173V172H66ZM69 173H70V171H69ZM84 173V172H83ZM92 173V172H91ZM111 173V172H110ZM110 173H108V174H110ZM162 173H164V172H162ZM193 173H194V177H196L195 179H196V182H195V179H194V177H193ZM92 174H94L95 175V172L94 173H92ZM100 174V173H99ZM107 174V173H106ZM248 174V175H247ZM1 175V174H0ZM10 175V176H9ZM59 175V174H58ZM67 175V174H66ZM84 175V174H83ZM103 175V174H102ZM147 175H148V173H147ZM155 175H156V173H155ZM158 175V174H157ZM161 175V174H160ZM163 175V174H162ZM262 175H264V172L262 173ZM262 175H260V178H264V176H262ZM3 178L4 177H6V176H3V175H1ZM20 176H22V177H20ZM59 176H61V175H59ZM68 176V175H67ZM78 176V175H77ZM81 176V175H80ZM91 176L92 175H90V173H89V175H87V177H86V175H84V179H82L81 177H79V178H81L82 180H86V178H88V179H90L91 178ZM105 176V175H104ZM107 176V175H106ZM105 176V177H106ZM129 176V175H128ZM149 176V175H148ZM151 176V175H150ZM152 176L153 177H156V176H154L153 174H152ZM151 176V177H152ZM251 176H253V174H251ZM4 178L5 179V181L8 179V178ZM58 176H56V178H57ZM93 177H95V176H92V178ZM150 177V178H151ZM157 177H159V176H157ZM239 177V178H238ZM59 178V177H58ZM63 178V177H62ZM124 178H126V176L124 177ZM129 178H131V177H129ZM145 178V177H144ZM149 178V177H148ZM191 178V179H192ZM225 178V177H224ZM3 179V180H4ZM22 179V180H24V181H20V180ZM55 179V178H54ZM53 179V180H54ZM81 179L79 180L80 182H81ZM123 179V178H122ZM127 179V178H126ZM141 179H142V177H141ZM147 179V178H146ZM145 179V180H146ZM159 179V178H158ZM164 179V178H163ZM250 179V180H251ZM12 180H9L10 181V183H11V181ZM19 180V181H18ZM57 180V179H56ZM59 180V179H58ZM96 180V179H95ZM95 180L94 181H91V182H95ZM131 180H132V178H131ZM131 180H130V183H131ZM133 180H134V178H133ZM133 180H132V183L131 184H133ZM139 180V179H138ZM193 180H192V182H193ZM14 181V180H13ZM55 181V180H54ZM87 181H89V180H87ZM87 181H85V182H83V184L85 183V185H83V186H88L87 184H86V182ZM125 181V180H124ZM127 181H129V180H127ZM147 181H148V179H147ZM153 181H155V178H154V180L152 179V183H153ZM8 182V181H7ZM53 181H51L50 183H52ZM63 182V181H62ZM79 182V183H80ZM97 182V181H96ZM122 182V184H124V186L126 187L127 185H125V183H123V181H121ZM126 182V181H125ZM135 182V181H134ZM149 182V184H151L150 182H151V180H149L148 181ZM148 182H146V184L148 183ZM219 182V183H218ZM252 182V181H251ZM6 183V182H5ZM9 183V184H10ZM25 183V184H24ZM47 183H48V187H47ZM65 183V182H64ZM88 183V182H87ZM130 183L128 184V185H130ZM139 183H140V181H139ZM222 183V182H221ZM4 184V183H3ZM7 184V183H6ZM8 184V185H9ZM13 184V183H12ZM54 184H55V182H54ZM53 184V185H54ZM120 185H121V183H119ZM143 184H144V182H143ZM148 184V185H149ZM155 184V183H154ZM21 185V186H22ZM58 185V184H57ZM138 185V184H137ZM191 185H193V183L191 184ZM194 185H193V187H194ZM10 186V185H9ZM56 186V185H55ZM117 186V185H116ZM131 186V185H130ZM139 186H140V184H139ZM145 186V185H144ZM221 186V185H220ZM253 186V187H252ZM154 187V186H153ZM201 187L200 188H198V189H201ZM211 187V188H212ZM227 187V186H226ZM233 187V188H232ZM55 188V187H54ZM113 188V187H112ZM116 188V187H115ZM119 188V187H118ZM122 188V187H121ZM131 188V187H130ZM130 188H127V189H130ZM142 188V187H141ZM148 188V187H147ZM160 188V187H159ZM197 188H195V190H196V192H197ZM216 188V189H215ZM4 189V188H3ZM74 189V188H73ZM132 189V188H131ZM134 189H135V187H134ZM139 189V188H138ZM152 189V188H151ZM151 189H148V193H150V191H152L153 193L155 192H157L156 190V188H155V190H151ZM194 189V188H193ZM220 189V190H219ZM229 189V188H228ZM124 190H125V188H124ZM140 190V189H139ZM159 190V189H158ZM194 190V191H195ZM202 190V189H201ZM75 191V190H74ZM133 191V190H132ZM131 191V192H132ZM136 191H137V189H136ZM200 191V190H199ZM21 192V191H20ZM71 192V193H70ZM78 192V191H77ZM134 192V191H133ZM144 192V191H143ZM146 192H147V190H146ZM151 192V193H152ZM200 192H202V191H200ZM215 192V191H214ZM252 192H254V193H252ZM25 193V194H24ZM53 193V194H52ZM69 193H70V195H69ZM123 193V192H122ZM128 193H130V192H127V195H129ZM141 192H139L137 195H139ZM146 194L145 195V201L146 200H148V199H150L151 201V203L148 201V204L149 205H152V199H154V200H156L155 198H157V196H158V194L157 193H159V192H157L156 194H157V196H154V195H156V194H152V196H150L151 194ZM199 193V192H198ZM204 193H201V194H204ZM221 193V192H220ZM231 193V194H232ZM10 194V195H9ZM18 194H20V193H18ZM22 194V193H21ZM50 194H52V195H50ZM59 194V195H58ZM145 194V193H144ZM160 194V193H159ZM162 194V193H161ZM160 194V195H161ZM206 195H205V197H206V199H207V193H205ZM209 194V193H208ZM210 194H212V193H210ZM25 195V196H24ZM39 195H41V197H38ZM42 195H44V199L46 200V201H43L44 199H43V197H42ZM58 195V196H57ZM71 195H72V197H71ZM118 195H119V193H118ZM117 195V196H118ZM120 195H122L121 193H120ZM131 195V194H130ZM133 195V194H132ZM143 195V194H142ZM22 196H24V197H22ZM51 196H54L53 198L51 197ZM55 196H57V197H55ZM59 196H61V198H63V197H65V198H63V200H61V198H59L58 199V197ZM77 196H80L79 194H77ZM117 196H116V198H117ZM125 196H126V194H125ZM136 196V195H135ZM141 195H139V197H140ZM148 196H150V197H148ZM154 196V197H153ZM203 196V195H202ZM202 196H201V198H202ZM213 196V195H212ZM222 196V195H221ZM228 197V199L226 198V200L225 199H221V198H225V197ZM235 196V197H234ZM1 197H3L4 199H1ZM19 197V198H18ZM49 197H51V198H49ZM68 197H69V199H68ZM121 197V196H120ZM119 197V198H120ZM127 197H129V196H127ZM134 197V196H133ZM142 197V196H141ZM146 197H148V198H146ZM204 197V196H203ZM211 196L209 195L208 196V198H209V200L211 199V198H213V197H211ZM264 197V196H263ZM24 198H28L27 200L26 199H24ZM39 198V199H38ZM42 198V199H41ZM48 198H49V201H47L48 200ZM56 198H57V200H56ZM67 198V199H66ZM79 198V197H78ZM116 198H115V200H116ZM125 198V197H124ZM124 198H121V199H118V201H119V203H122L121 204V209H120V211H122L121 213H122V215H121V213H120V215L121 216H119V217H121V221H122V223L121 224H124L126 227L128 226L129 227V225H131V223H132V221H133V219H135V221L137 222L138 221V223L141 221V219L143 218V221H144V219H146L147 218V221L150 219V217L149 216H153L154 215V213L151 215V213L153 212V210L155 211L156 209H154V207L153 206H151L152 208H153V210L152 209H150V206L147 204V201L146 202H144L143 204H145V205H147V207L146 208H148V210H150L151 212H150V215H146V218H144L145 217V214H144V217H140V218H138L137 216V218L139 219H137L136 217H132L130 214H129V209L127 210V207L126 206H128V204H126L125 205V203H124V205H123V202L125 201L126 202V200H127V198H126V200H124ZM131 198V197H130ZM135 198H137V196L135 197ZM215 198V197H214ZM214 198H213V201H215L217 198H218V196H217V198L214 200ZM261 198H262V196H261ZM38 199V200H37ZM42 201H41V200ZM129 199V198H128ZM138 199V198H137ZM136 199V200H137ZM24 200V201H23ZM67 201V200H69L68 202H70V200H71V202L70 203H68L67 202V204H66V202H64V201ZM131 200V202L133 201L132 199H130ZM139 200H141V199H139ZM162 200H164L163 198H162ZM225 200V201H224ZM263 200H264V198H263ZM63 201V202H62ZM77 201V202H76ZM118 201H116V202H118ZM143 201V200H142ZM165 201V200H164ZM212 201V200H211ZM130 202V201H129ZM135 202V201H134ZM140 202V201H139ZM158 202V201H157ZM156 202V203H157ZM17 203V204H16ZM75 203H72V206H73V204H74V207L75 206H77ZM77 203V204H78ZM156 203H154V205L156 204ZM159 203V202H158ZM166 203V202H165ZM213 203V202H212ZM212 203H210V205L212 204ZM19 204V208L17 207V205ZM115 204V203H114ZM131 204V203H130ZM130 204H129V206H130ZM133 204V203H132ZM137 204H139V203H137ZM136 204V205H137ZM143 204H141V206L143 207L144 205ZM164 204V203H163ZM263 204H264V201H263ZM140 205V204H139ZM14 206H16V209H15V207ZM71 206V207H72ZM120 206V205H119ZM123 206H125V207H123ZM134 206V205H133ZM157 206H158V204H157ZM161 206V205H160ZM264 206V205H263ZM12 207H14V209L16 210V211H19V213H16L15 212V210H14V212H13V210H10V209H12ZM137 207V206H136ZM134 208L135 210L137 209V208ZM141 207V208H142ZM156 207V206H155ZM73 208V207H72ZM72 208H71V210H72ZM131 208H132V205H131ZM130 208V209H131ZM146 208H144V210H145V212H146ZM158 208V207H157ZM237 208V209H236ZM19 209V210H18ZM25 212H21L20 213V211H22V210ZM74 209V208H73ZM210 209H211V207H210ZM41 210H42V213H41ZM45 210H46V212H48V213H46L45 212ZM133 210V209H132ZM147 210V212H149ZM67 211H68V213H67ZM117 211H119V210H116V212ZM131 211V210H130ZM138 211V210H137ZM159 211V210H158ZM209 211V210H208ZM43 212H45V213H43ZM62 212H64V217H62V216H60V213H62ZM134 212V211H133ZM133 212H131V213H133ZM146 212V213H147ZM211 212V211H210ZM14 213V214H13ZM26 213H28V214H26ZM57 213H59V215H57ZM79 213H82V212H79ZM118 213V212H117ZM116 213V214H117ZM142 213H143V211H142ZM212 213V212H211ZM75 214H78V213H75ZM74 214V215H75ZM82 214H84V213H82ZM82 214H80V215H82ZM128 214H129V217H128ZM135 214V213H134ZM136 214H137V212H136ZM147 214H149V213H147ZM158 214V213H157ZM212 214V215H213ZM28 216L27 218H25L24 216ZM62 215H63V213H62ZM79 214L77 215L78 217L80 216ZM86 215V214H85ZM37 216V217H36ZM76 216V215H75ZM77 216H76V218H75V220L77 219ZM88 216V215H87ZM117 216V215H116ZM133 218L132 220H131V217ZM135 216V215H134ZM148 216V217H147ZM158 216V215H157ZM31 217V218H32ZM81 217V216H80ZM83 217H86V216H84L83 215ZM119 217H118V219H119ZM35 218H32L31 220H33V219H35ZM80 219V218H79ZM79 219H77L78 221H79ZM83 219V218H82ZM137 219V220H136ZM158 219V218H157ZM27 220V221H26ZM38 220V221H39ZM63 220H64V222H63ZM73 220V219H72ZM76 220V221H77ZM85 220V219H84ZM116 220H117V218L115 219V221H114V223L116 222ZM150 220H152V219H150ZM150 220H149V222L148 223H150ZM33 221H37V220H33ZM32 221V222H33ZM71 221V220H70ZM75 221V222H76ZM81 221V220H80ZM87 221V220H86ZM120 221V222H121ZM143 221H142V223L140 222V224H144V226H145V224L147 223L146 222V220L144 221L145 223H143ZM162 221V220H161ZM26 222H28L31 226H33V227H31L32 229H30V227H29V224H27ZM62 222H63V225H62ZM72 222V221H71ZM74 222V221H73ZM81 222H83V220L81 221ZM89 222V221H88ZM119 222V221H118ZM119 222V223H120ZM130 222V223H129ZM134 222V221H133ZM136 222H134L133 224H132V227L133 226H135L134 224L136 223ZM77 223V222H76ZM80 223V222H79ZM84 223V222H83ZM83 223H80V225H82ZM113 223V222H112ZM151 223H152V221H151ZM156 223V222H155ZM261 223H263V226L261 225ZM66 224V223H65ZM69 224V223H68ZM110 224V223H109ZM69 225H71V224H69ZM84 225V224H83ZM81 226V229H82V227H84V226ZM86 225V224H85ZM88 225H90L89 223H88ZM87 225V226H88ZM136 225H137V223H136ZM139 225V224H138ZM137 225V226H138ZM154 225V224H153ZM157 225V224H156ZM160 225V224H159ZM162 225V224H161ZM165 225V224H164ZM259 225H261V226H259ZM0 226H1V222H0ZM87 226H85V228H83L81 231L83 232H80V234L82 235V234H85V233H87L86 232V227ZM112 226H114V224L112 225ZM111 226V227H112ZM116 226V225H115ZM120 226V225H119ZM123 226V225H122ZM147 226V225H146ZM143 227V225H139V227H141L140 229H142V227H143V229L141 230L142 231V235H140V232H138V235L139 236H142V239L144 238V236H147L146 235V233H144L143 231H145L146 232V230H147V228H149L148 226L147 227ZM166 226V225H165ZM257 226H258V228H259V232H257L258 230V228H257ZM1 227V228H2ZM79 227V226H78ZM127 227V228H128ZM136 227V226H135ZM161 227V226H160ZM37 228V227H36ZM64 228V229H63ZM70 228L72 229V227L70 226ZM69 228V229H70ZM127 228H125V230H128L126 233H128V234H131L130 236H132V235H134V234H132V233H130V230L132 231V229L134 228H132L131 229V227H129L128 229ZM146 228V229H145ZM166 228V227H165ZM67 229V228H66ZM87 229H89L88 227H87ZM156 229V228H155ZM159 229V228H158ZM162 229H163V227H162ZM181 229H182V227H181ZM31 230V231H30ZM159 230H161V229H159ZM70 232V230H67V232ZM89 231V230H88ZM91 231V230H90ZM134 231V230H133ZM140 231V230H139ZM150 231V230H149ZM158 232H160V231H158ZM180 232H182V231H180ZM31 233V234H30ZM70 233H72V232H70ZM70 233H68V234H70ZM0 234V235H1ZM30 234V235H29ZM67 234V235H68ZM127 234V235H128ZM145 234V235H144ZM40 235V234H39ZM71 235H73V234H71ZM136 235V234H135ZM144 235V236H143ZM90 237H92V239H94V240H92ZM137 237V236H136ZM167 237V236H166ZM169 237H170V235H169ZM131 238V237H130ZM148 238H149V236H148ZM148 238H144V243L143 242H140V243H143V244H146L145 242H146V240L145 239H148ZM164 238H165V236H164ZM66 239V240H65ZM131 239H133V238H131ZM170 239V238H169ZM82 240H84V241H82ZM88 240V241H87ZM92 240V241H91ZM136 240H138V238L136 239ZM226 240V241H227ZM245 240V239H244ZM68 241H70V240H68ZM90 241V242H89ZM150 240H148V242H149ZM151 241H153L152 240V238H151ZM247 241V242H248ZM84 242H86L87 244H85ZM136 242V241H135ZM234 242V241H233ZM125 243V242H124ZM168 243H170V242H168ZM228 243V242H227ZM239 243V244H240ZM242 243V244H243ZM91 244V243H90ZM89 244V246H91ZM99 244V243H98ZM134 244H136V243H134ZM154 244H156V243H154ZM158 244V243H157ZM163 244V243H162ZM66 245V244H65ZM127 245V244H126ZM130 245V244H129ZM132 245V244H131ZM165 245V244H164ZM241 245V244H240ZM91 246V247H92ZM115 246V245H114ZM123 246V245H122ZM138 246V245H137ZM136 246V247H137ZM142 246V245H141ZM147 246H148V248L150 249V242H149V244H147ZM163 246V245H162ZM171 246V245H170ZM238 246V245H237ZM250 246H252V247H250ZM3 247V246H2ZM11 247V248H10ZM133 247H134V245H133ZM132 247V248H133ZM139 247V246H138ZM142 247H144V246H142ZM169 247V246H168ZM79 248L81 249V250H79ZM87 248H88V246H87ZM128 248H130V247H128ZM128 248H126L125 247V251H126V253L128 252ZM148 248H147V250H148ZM157 248V247H156ZM165 248V247H164ZM11 249V250H12ZM64 249H66L65 251H63ZM124 249V248H123ZM135 249V248H134ZM142 248L140 247V250H141ZM143 249H146V248H143ZM142 249V250H143ZM167 249V248H166ZM170 249V248H169ZM12 250V251H13ZM31 250V251H30ZM85 250V249H84ZM119 250H120V248H119ZM132 250V249H131ZM130 250V251H131ZM140 250H139V252H140ZM141 250V251H142ZM158 250V248L156 249V251ZM86 251V250H85ZM98 251V250H97ZM138 251V250H137ZM144 251H146V250H144ZM149 251V250H148ZM151 252H152V250H150ZM164 252L166 251L165 249L163 250ZM163 251H162V253H163ZM6 252H8V253H6ZM32 254H31V253ZM87 252H88V250H87ZM90 252H91V254H94L95 253V255H96V253L97 252H95L94 251V253H92V251L90 250ZM136 252V251H135ZM135 252H134V254H135ZM138 252V253H139ZM147 252V251H146ZM146 252H141V254L144 256V253H146ZM154 252V251H153ZM159 252V251H158ZM161 252V251H160ZM159 252V253H160ZM170 252V251H169ZM169 252H168V254H169ZM239 252V251H238ZM11 253H14V254H12V255H10ZM107 253V252H106ZM123 253H125V252H123ZM125 253V254H126ZM130 253H132V252H130ZM129 253V254H130ZM158 253V254H159ZM205 253V252H204ZM125 254H124V256H125ZM128 254V257L130 256V257H133L134 256V254L132 253V254H130L129 255ZM140 254V255H141ZM147 254H149V252L147 253ZM131 255H133V256H131ZM152 255V253H150V256ZM160 255V254H159ZM165 255H166V253H165ZM202 255V254H201ZM40 256V257H41ZM84 256V257H83ZM90 256V257H89ZM123 256V258H125ZM149 256V255H148ZM147 256V258H149ZM168 256V255H167ZM170 256V255H169ZM168 256V257H169ZM14 257H16V262L14 261ZM35 257H36V259H35ZM100 257V256H99ZM126 257H127V254H126ZM127 257V258H128ZM135 257H136V255H135ZM135 257H133V259L135 258ZM139 257V256H138ZM140 257H142V256H140ZM146 257V256H145ZM158 257V256H157ZM163 257V256H162ZM161 257V258H162ZM101 258V257H100ZM104 258V257H103ZM122 258V259H123ZM127 258L126 259H123L125 262L126 261H129V259L127 260ZM144 258V257H143ZM146 258V259H147ZM152 258V257H151ZM170 258V257H169ZM203 258V257H202ZM10 259L12 260V261H10ZM87 261H86V260ZM114 259V258H113ZM117 259V258H116ZM121 259V258H120ZM120 259H118V260H120ZM142 259V258H141ZM166 259V258H165ZM206 259V258H205ZM21 260V261H20ZM37 260V261H36ZM115 260V259H114ZM131 260V262H128L129 264L131 263V264H134V262L132 263V258L130 259ZM137 260H139V258L137 259ZM148 260H150V259H148ZM209 260V259H208ZM18 261V262H17ZM104 261V260H103ZM112 261V260H111ZM117 261V260H116ZM143 261H145L144 259H143ZM163 261V260H162ZM206 261V260H205ZM10 262V263H9ZM37 262V263H36ZM96 262H98V264H100V261H96ZM107 262H108V260H107ZM114 262V261H113ZM138 262V261H137ZM148 262V264H149V261H147ZM147 262H145L146 264H147ZM154 262V263H153ZM155 262L156 261H152V264H155ZM207 262V261H206ZM211 262V261H210ZM214 262V261H213ZM105 263V262H104ZM115 263H117L118 264V261L117 262H115ZM119 263H123L122 261L121 262H119ZM128 263H126V264H128ZM140 263V262H139ZM166 263V262H165ZM171 263V262H170ZM169 263V264H170ZM110 264H112V263H110ZM114 264V263H113ZM124 264V263H123ZM141 264V263H140ZM158 264V263H157Z\"/></svg>",
    "mask_w": 264,
    "mask_h": 264
}]
</instances>
